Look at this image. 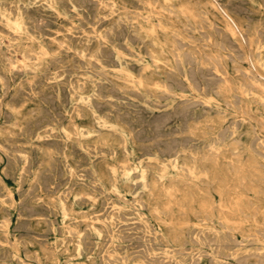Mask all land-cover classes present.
I'll return each instance as SVG.
<instances>
[{
	"label": "rangeland",
	"instance_id": "1",
	"mask_svg": "<svg viewBox=\"0 0 264 264\" xmlns=\"http://www.w3.org/2000/svg\"><path fill=\"white\" fill-rule=\"evenodd\" d=\"M46 1L48 2V4ZM73 1L74 0H63V1L62 0H30V1L29 0H21V1L20 0H14V1L13 0L12 1L11 0H4V1L1 0L0 1V7L2 9V10H0L1 11L0 12V31H1L0 34H2V35H0V51L2 50L0 53V67H1L0 79L2 77V79L0 80V109H1L0 111H2V112H0L1 113L0 114V117H1L0 118V131H1L0 132V141H1L0 142V146H1L0 149H2V150H0V155H1L0 156V172H2V173H0V177H1L0 180H2V181H0V186H1L0 187V191H1V193H0V196H1L0 197V220H1L0 221V225H1L0 226V236L2 237V238L0 237V241H1L0 242V264H136V263L137 264H164V263L165 264H186L187 262H188V264H192V263L193 264L194 263H196V264H216V263L217 264H219V263L220 264H244V263L249 264V262L251 264H256L255 262H257V264H264V232H262V231H264L263 230L264 229V215H263L264 214V194H263L264 193V178L260 177V176H264L262 174V173H264V167H263L264 166V150H263L264 149V129H263L264 128V124H263L264 123V104H263L264 103V97H263L264 96V87L262 88V86L264 85L263 84L264 83V54H263L264 53V12H263L264 0H246L248 2H246L245 0H226V1H224V0H216V1L215 0H207V3L205 2L206 0L205 1L204 0H198V1L197 0H186V1L185 0L184 1L183 0H167V1H169V4L165 0H152V1L151 0H145V1L144 0H123V1L122 0H106V1L105 0H89V1L75 0L74 2ZM80 1H82V2H80ZM75 2H76V4H75ZM114 2H115V4H114ZM211 2H212V4H211ZM97 3H100V4H97ZM159 3H161V4H159ZM186 3L188 5L189 9H188V7L187 8L185 7V6H187V5H185ZM191 3H193V4H191ZM21 4L23 7L21 6ZM51 4H52V6H50ZM65 4H67V5L65 6ZM101 4H103V5H101ZM137 4H139V5H137ZM112 6H114V7H112ZM121 6H123V7H121ZM179 6L181 7L180 9L178 8ZM182 6H184L186 9H188L187 12L185 11L186 9ZM256 6H258V7H256ZM13 7L15 8V10ZM128 7H130V10ZM170 7H171V9H170ZM174 7H177V8L175 9ZM191 7H192V10H191ZM237 7H238V9H237ZM240 7H241V9H240ZM158 8H160V9H158ZM74 9L76 12L74 11ZM243 9H244V11H243ZM5 10H6V13H5ZM66 10H68V11H66ZM137 10H139V11H137ZM172 10L176 14H174L172 12ZM189 10L192 12H190ZM224 10H226L228 12L230 10L229 13L235 18V20L237 21V23L239 25V28H240L239 31L237 30L234 34L231 32L227 20H225L226 18L224 16V13H222V12H224ZM106 11H108V12H106ZM147 11H148V13H147ZM183 11H185V12H183ZM218 11H220V12H218ZM32 12H34V14ZM103 12H105V13H103ZM117 12H118V14H117ZM168 12L169 13L171 12V13L168 14ZM202 12H204V14ZM4 13L7 16L10 15L9 17L12 20H15L16 18L19 19L22 23L23 29L19 31V30H16L12 25L10 26L7 23V20H5L6 17L3 15ZM46 13H48V14H46ZM123 13H125V14H123ZM191 13L194 15H192ZM198 14H199V16H198ZM202 14L205 16H203ZM33 15L34 16L36 15L35 16L36 18ZM143 15H145V16H143ZM57 16H59V17H57ZM100 16H102V17H100ZM222 16H223V18H222ZM254 16H255V19H254ZM14 17H15V19H14ZM79 17H80V19H79ZM187 17L189 18V20ZM199 17H201V19H199ZM67 18H69V19H67ZM83 18L85 21L82 20ZM94 18L96 21L94 20ZM136 18H137V20H136ZM206 18H207V20H206ZM246 18H247V20H246ZM148 19H150V21ZM208 20H209V22H208ZM256 20H257V22H256ZM157 21H159V22H157ZM252 21L256 22V23H253ZM39 22H41V23H39ZM113 22H114V25H113ZM182 22H184V23H182ZM194 22H196V23H194ZM139 23H140V25H139ZM188 23H190V25H192V26L190 27ZM148 24H150V25H148ZM214 24L216 25V28L214 27L215 26ZM48 25H49V27H48ZM111 25H112V27H111ZM141 25H142V27H141ZM159 25H160V27H159ZM3 26H5V27H3ZM24 26H25V28H24ZM26 26H28V27H26ZM122 26H124V27H122ZM140 27H141V30H140ZM162 27H163V29H162ZM195 27H196V29H195ZM101 28H103V29H101ZM123 28L125 31L123 30ZM190 28H192L193 31ZM206 28H207V30H206ZM244 28L246 30H244ZM12 29L15 32H13ZM77 29H79V30H77ZM241 29H242V31H241ZM99 30H100V32H99ZM130 30H132V31H130ZM150 30L154 31L155 33L153 32V34H152V32ZM221 31H223V32H221ZM85 32H87V34ZM143 32H145V33H143ZM216 32H217V34H216ZM261 32H262V34H261ZM13 33L15 35H13ZM69 33H70V35H69ZM112 33H115V34H112ZM119 33H120V36H119ZM243 33L246 37H244ZM210 34H211V36H210ZM221 34H223V35H221ZM251 34H252V36H250ZM260 34L262 36H260ZM95 35H96V37H95ZM100 35L102 38L100 37ZM224 35L225 36L228 35L227 36L228 39L226 37L223 38ZM11 36L12 37L15 36V37L12 38ZM57 36H59V37H57ZM90 36L91 37L93 36L92 39ZM253 36H255V37H253ZM36 37L39 39H37ZM108 37L109 38L111 37V39H109ZM186 37H187V39H186ZM189 38L191 40L192 39L193 40L196 39V40H194V41L192 40V42H191V40ZM27 39H28V41H27ZM105 39H108V40H105ZM208 39L211 41V43ZM258 39H259V41H258ZM260 39H263V42H262V40L260 41ZM169 40H172V42ZM53 41H55L54 44H52ZM115 42L117 44H115ZM165 42H166V44H165ZM182 42H184V43H182ZM218 42L220 44H218ZM233 42H235V43H233ZM189 44L191 45L190 47H189ZM222 44H224V45H222ZM247 44H248V46H247ZM255 44L256 45L258 44V45L256 46ZM27 45L29 48L27 47ZM240 45H242V46H240ZM19 46H21V47H19ZM48 47L52 48L53 52ZM192 47H194L195 49L194 48L192 49ZM205 47H206V49H205ZM208 47H210V48H208ZM87 48H90V49H87ZM241 48H242V50H241ZM259 48H260V50H259ZM6 49L8 52L6 51ZM23 49H24V51H23ZM33 49H35V50H33ZM70 49H71V51H70ZM186 49H187V51H186ZM189 49H191V50H189ZM209 49H211V51ZM254 49L257 52H255ZM117 50H119V51H117ZM158 50H159L160 54L158 53ZM160 50H161V52H160ZM169 50H171L172 52ZM248 50L249 51L251 50L249 52L251 54H249L247 52ZM28 51H30V53ZM83 51H85V52H83ZM99 51L102 54H100ZM116 51H117V53H116ZM133 51L135 52V54L133 53ZM174 51H178L177 52L178 55ZM229 51H230V53L233 51L231 53L232 56L229 53ZM56 52H57V54H56ZM121 52H123V53H121ZM163 52H165L166 54ZM206 52H207V54H205ZM82 53H83V55H82ZM128 53L130 54V56ZM148 53H150V54H148ZM192 53L196 54V55L193 56ZM216 53L218 55H216ZM242 53L244 56L242 55ZM34 54H36V57ZM42 54H44V55H42ZM91 54L93 55L92 57H91ZM120 54H121V56H120ZM183 54H184V60H183ZM236 54L239 56H236ZM6 55H10V56L7 57ZM15 55H17L18 58ZM21 55L24 56V59L22 58ZM97 55H99V56H97ZM132 55H134V56L136 55V56L134 57ZM149 55H150V57H149ZM165 56H167V57L165 58ZM180 56H182V57H180ZM222 56H224V57H222ZM226 56H228V57H226ZM257 56H258V58H257ZM195 57H196V60H195ZM198 57L201 58L202 60L199 59ZM247 57H248V59H246ZM11 58H13V59H11ZM25 58H27V59H25ZM63 58H65V59L63 60ZM168 58H170V60ZM203 58H204V60H203ZM217 58H219V60H220L219 63L217 62V61H219ZM17 59H20V60H17ZM53 59H54V61H53ZM58 59H60V60H58ZM100 59H101V61H100ZM108 59H109V62H108ZM180 59H181L182 63H181ZM14 60H16L17 62L16 61L14 62ZM41 60H43V61L41 62ZM5 61H6V63H5ZM12 61H13V63H9ZM18 61H19V63H18ZM55 61L56 62L58 61L57 64L55 63ZM60 61H61V63H60ZM71 61L73 63H71ZM196 61H198L197 64H196ZM204 61H206V62H204ZM235 61H237V62H235ZM25 62H28V63H25ZM257 62H259V63L257 64ZM15 63H17L18 65H23V63H25L24 64L25 66L23 65V67H25V69L22 66L15 65ZM31 63H32V65H31ZM39 63H41V64L39 65ZM52 63L53 64L55 63V64L52 66L51 65ZM10 64H12V65H10ZM90 64H91V66H90ZM129 64H130V66H129ZM183 64H185V66ZM193 64L195 67L193 66ZM49 65H50V67H49ZM47 66H48V68H47ZM95 66H97V68H94ZM205 66H206V68H205ZM242 66H245V67H242ZM56 67H58V68H56ZM103 67H104V70H103ZM134 67H136V68H134ZM185 67H186V69H185ZM193 67H194V69H193ZM235 67H236V69H235ZM237 67H238V69H237ZM115 68H117V69H115ZM204 68H205V70H204ZM221 68H222V71L220 70ZM2 69L4 71L6 70V72H3ZM64 69H65V71H64ZM124 69H128L132 73V75L131 76L127 75L125 73ZM166 69H167V71L165 72L164 70H166ZM243 69H246V70L243 71ZM24 70L26 71V73ZM171 70L172 71L174 70V71L170 72ZM8 71H9V74H8ZM89 71H91V72H89ZM198 71H200V73ZM16 72H18V73H16ZM50 72H52V73H50ZM31 73H33V74H31ZM222 73H223V75H222ZM36 75L39 77H36ZM121 75H123V76H121ZM175 75H177V76H175ZM16 76H17V78H16ZM110 76H111V79H110ZM205 76L207 78H205ZM249 76H250V78H249ZM257 76H259V77H257ZM95 77L97 80L95 79ZM126 77L128 79H126ZM129 77H131L132 80ZM139 77L142 80L146 81V82L143 81L145 84L143 82L140 83ZM171 77H173V78H171ZM196 77L199 78L200 80L197 79ZM4 78H5V80H3ZM53 78L54 79L56 78V79L54 80ZM76 78H78V79H76ZM175 78H177V79H175ZM221 78H223V79H221ZM256 78L259 79L260 81L263 78V81L260 82ZM70 79H71V81H70ZM107 79L112 84L109 83ZM112 79H114V80H112ZM226 79L229 80V82ZM253 79H255V80H253ZM100 80H101V82H100ZM121 80L123 82H120ZM160 80H162V81H160ZM166 80H168V81H166ZM44 81H46V82H44ZM82 81H83V83H82ZM133 81H134V83H133ZM155 81H158V82H155ZM164 81H166V82H164ZM252 81H254V83ZM126 82H128L129 85ZM147 82L149 84L154 85V86L149 85ZM173 82H174V85H173ZM258 82H260V83L258 84ZM43 83H44V85H43ZM158 83H159V85H158ZM219 83H220V86H218ZM229 83H230V85H229ZM247 83H249V84H247ZM99 84L102 85V87ZM241 84H242V87H241ZM104 85H106V86H104ZM259 85H260V87H259ZM13 86H15V87H13ZM44 86H46V87H44ZM65 86H67V87H65ZM148 86H149V88H148ZM18 87H20V88H18ZM178 87L180 88V91H179ZM244 87H245V90L242 89ZM246 87H247V89H246ZM44 88H45V90H44ZM80 88H83V90H81ZM215 88H217V90ZM259 88H261V89H259ZM7 89H9V90H7ZM20 89L22 91H20ZM144 89H146V90H144ZM213 89H215V90H213ZM59 90L62 92V94ZM105 90H107V91H105ZM171 90H172V92H171ZM118 91H120L119 92L120 95H119ZM137 91H139V92H137ZM247 91H248V93H247ZM3 92L6 94H4ZM58 92H60V93L58 94ZM215 92L218 93V95ZM141 93H142V95L143 94L144 95L142 96ZM155 93H156V95H155ZM222 93H224V94H222ZM245 93L248 96H246ZM15 94H17V95H15ZM30 94H31V96H30ZM240 94L243 96H240ZM25 95H27V96H25ZM97 95H98V97H97ZM126 95H127V97H126ZM235 95L237 96V99H236ZM12 96H14V97H12ZM16 96L18 99H16ZM37 96L39 97V99ZM55 96H56V98H55ZM223 96H226V97L224 98ZM251 96L254 97L255 99L252 98ZM138 97H140V98H138ZM195 97H198V98H195ZM210 97H212V98H210ZM43 98H45V99H43ZM127 98L130 99L131 103ZM251 98H252V100H251ZM201 99H202V101H201ZM59 100H61V101L59 102ZM76 100H78V101L76 102ZM117 100H118V102H117ZM121 100H122V102H121ZM62 101H63V103H61ZM101 101H102V103H101ZM178 101H180V102H178ZM64 102H65V104H64ZM104 103L106 105H104ZM117 103H119V104H117ZM122 103H124V104H122ZM136 103H137V106H136ZM164 103H165V106H164ZM183 103H184V105H183ZM7 104H8V106H7ZM45 104H48V105H45ZM149 104H151V105H149ZM167 104H168V106H167ZM198 104L200 107L198 106ZM216 104H218V105H216ZM76 105H78V106H76ZM145 105H146V107H145ZM18 106H20V107L17 108ZM21 106H23V107H21ZM127 106H128V108H126ZM42 107H43V109H42ZM204 107H205V109H204ZM216 107H217V109H216ZM16 108L18 110H16ZM98 108L101 109V111ZM103 108H105V109H103ZM143 108H145V109H143ZM177 108H179V110ZM19 109H20V111H19ZM72 109H73V111H72ZM167 109H169V110H167ZM170 109L171 110L173 109L175 111L172 113L170 111ZM249 109H251V110L249 111ZM36 110H37V112H35ZM103 110H104V112H103ZM128 110L131 112L129 113ZM154 110H157V111H154ZM243 110H245V111L243 112ZM65 111H66V113H65ZM218 111L219 112L221 111L223 114L221 112L218 113ZM81 112H83L84 114ZM146 112L148 114H146ZM204 112H205V114H203ZM7 113H10V114L6 118V115H8ZM78 113H79V115H78ZM192 113H193V117H192ZM142 114H144V115H142ZM251 114H252V117H251ZM38 115H39V117H38ZM65 115H66V118H65ZM138 115H139V117H138ZM151 115H153V116H151ZM35 116H36V118H35ZM52 116H53V118H52ZM121 116H123V117H121ZM142 116L143 117L145 116V118H143ZM113 117H115V118H113ZM257 117H258V121H257ZM15 118H17L16 121H14ZM58 118H59V120H58ZM122 118H124V119H122ZM214 118H216V119H214ZM234 118H235V120H234ZM243 118H244V120H243ZM95 119L96 120L98 119V122L95 121ZM111 119H113L114 121L113 120L111 121ZM125 119H129V120L126 121ZM238 119L239 120L241 119V120L238 122ZM123 120H124V122H123ZM138 120H141L142 122L141 121L138 122ZM149 120H151V122ZM189 120L190 121L193 120V121L190 122ZM196 120H198V121H196ZM72 121H74V122H72ZM104 121H106L107 123ZM146 121H148L149 123ZM182 121H184V122H182ZM201 121H203V122H201ZM17 122H18V124H17ZM88 122H89V124H88ZM132 122L134 125L132 124ZM173 122H175V123H173ZM186 122H188V123H186ZM105 123H106V125H104ZM142 123H143V126H141ZM227 123H228V125H226ZM71 124H73L74 126H71ZM145 124L148 126H144ZM172 124H173V126H171ZM183 124L186 126H184ZM193 124H194V126H192ZM102 125H103V127H102ZM111 125H112V127H111ZM152 125H154V126H152ZM214 125H216V126H214ZM2 126H5V127H2ZM32 126H34V127H32ZM35 126H36V128H35ZM88 126L90 128H88ZM97 126H99V127H97ZM104 126H106V127H104ZM176 126H178V127H176ZM180 126H182V127H180ZM227 126H229V127H227ZM252 126L254 128H252ZM27 127H29V128H27ZM187 127H189V128H187ZM212 127H214V128H212ZM5 128H7V129H5ZM115 128H116V130H115ZM118 128H119L120 132L117 130ZM162 128H163V130H162ZM145 129H147V130H145ZM225 129H226V131L224 132L223 130H225ZM19 130H20V133H18ZM89 130L91 133L90 132L88 133ZM135 130H137V131L135 132ZM199 130L201 132L202 131L203 132L201 133ZM73 131H76V132H73ZM124 131L126 133H124ZM165 131L167 132V134H165L166 133ZM168 131H169V133H168ZM52 132H56V133H52ZM70 132H73L74 134L70 133ZM149 132H150V134H149ZM233 132H235V133H233ZM188 133H190V135ZM194 133H196V134H194ZM107 134H108L109 138H108V136H106ZM29 135H30V137H29ZM183 135H186V136H183ZM255 135H256V139L253 138V137H255ZM128 136H130V137H128ZM181 136H183V137H181ZM190 136H192V137L190 138ZM209 136H212V138ZM61 137L64 139H62ZM179 137H180V139H179ZM195 137H197V138H195ZM31 138H32V140H31ZM166 138L169 141H167ZM209 138H211V139H209ZM103 139H104V141H103ZM118 139H119V142H118ZM78 140H79V142H78ZM20 141H21V143H20ZM51 141L53 143H51ZM192 141L194 142V144ZM4 142H6V143H4ZM9 142H10V144H9ZM25 142H28V143H25ZM124 142H126V143H124ZM204 142H206L207 144ZM81 143H82V145H81ZM89 143H91V144H89ZM186 143H187V145H186ZM237 143H238V145H237ZM12 144H14L15 146L17 145V146L15 147ZM137 144H139L140 146L139 145L137 146ZM144 144H146L147 146ZM179 144H180V146H179ZM228 144H229V146H228ZM151 145L153 147H151ZM199 145H200V148H199ZM42 147L44 148V150ZM105 147H106V149H105ZM110 147H112L113 149L111 150ZM158 147H160V149ZM256 147L257 148L259 147L260 149L258 150ZM41 148H42V150H41ZM127 148L128 149L130 148L131 150L130 149L128 150ZM211 148H213V149H211ZM254 148H256V149H254ZM71 149H73V150H71ZM5 150H8L10 153L8 151L6 152ZM152 150H154V151H152ZM181 150L184 153H182ZM171 152L173 155H174V153L179 155V159L182 157L180 159L181 160L180 161L181 166H185L186 163L193 164V162L196 161L199 166L204 165L207 168H209L211 170V179H210L211 183H210V180L207 182L200 183V185H201L200 188H198V187L196 188V186L193 184L189 185L190 181H183V183H181L183 179H181V176H179L176 173V170L172 167V165H169L170 162L168 161V158H170ZM237 152H239V153H237ZM13 153H14V155H13ZM59 153H61V156L59 155ZM78 153H81V154H78ZM109 153L112 155H110ZM100 155H103V156H100ZM186 155L187 156L189 155L188 156L189 158ZM222 155H224V156H222ZM232 155H234V156H232ZM235 155L236 156L239 155L238 159H236L237 157ZM78 156H80V158ZM10 157H13L14 159H12ZM66 157H67V159H65ZM90 157H93V158H90ZM240 157H242V158H240ZM123 158H124V161H122ZM126 158H127L129 163L126 161ZM163 158H164V160H163ZM36 159H37V161H36ZM78 159H79V161H78ZM80 159L82 161H80ZM226 159H227V161H226ZM14 160H16V161H14ZM20 160H21V162H20ZM64 160H66V161H64ZM214 160H217V163H214ZM240 160H242V161H240ZM248 160H249V162L246 163ZM14 162H16L17 164H15ZM234 162H236V163L234 164ZM255 163L256 164L258 163V164L256 165ZM59 164H60V166H59ZM161 164L163 166H164V164L167 165L166 177L163 181L158 176V175H161V173H163V171H164L163 170L164 167ZM229 164H232V166ZM212 165H213V167L211 168ZM224 165H226V166H224ZM121 166H122V168H121ZM129 166H130V170H129L130 172L125 173V172H127L126 169L127 170L129 169ZM133 166H135V167H133ZM245 166H247V167H245ZM214 167H215V169H214ZM28 168H29V170H28ZM66 168H68V169L65 170ZM77 168H79L80 170ZM87 168H88V170H87ZM134 168H135V171H133ZM161 168H163V169H161ZM242 168H244V169H242ZM245 168H246V170H245ZM247 168L249 169V171ZM257 168H259V169H257ZM131 169H132V171H131ZM142 169H145V171L148 169L145 172L146 173V180H144V181H142L143 179H142V176L140 174L142 172ZM9 171H11V173ZM70 171H71V173H70ZM88 172L91 176L88 174ZM108 172H109V174H108ZM185 172H186V169H185ZM235 172H237V173L235 174ZM37 173H38V175H37ZM121 173H123V175ZM238 173H239V175H238ZM98 174L100 175V177ZM156 174H157V176H156ZM250 174H251V176H250ZM45 175H46V177H44ZM63 175H65V176H63ZM66 175H67V177H66ZM95 175H96V177H95ZM240 175L243 177L239 178ZM249 177H251V178H249ZM72 178L75 179L76 181H74ZM176 178H178V180ZM40 179L43 181H41ZM86 179H87V181H86ZM245 179H248V180H245ZM28 180H30V181H28ZM156 180H157V182H156ZM57 181H59V182H57ZM238 181H240L241 183L239 184ZM60 182H61V184H60ZM145 182H147V183H145ZM167 182H168V184H167ZM172 182L173 183L178 182L177 184L179 185L181 191L179 190L177 192L176 196L170 197L166 193V187L165 186L172 185L173 184ZM69 183H71V184L69 185ZM140 183H142V184H140ZM148 183H149V185H148ZM162 183H163V185H162ZM96 184H97L96 187L99 186L98 188L95 187ZM33 185H34V187H33ZM139 185L140 186L142 185L140 187L141 189L139 188ZM244 186H246V187H244ZM114 187H116V188H114ZM192 187H194V188H192ZM99 188H101V189H99ZM233 188H235V189H233ZM50 189H52V190H50ZM158 189H160V190H158ZM86 190H88V191L86 192ZM111 190H113V191H111ZM217 190H221L223 192L225 191L224 192V198L226 199V197H227L226 200L229 204H230V202H234L235 201L234 199H238L240 197L239 199L241 201L238 199V206L239 205L240 206L239 207L238 206L233 207L232 210L230 211V213H228L230 220L225 219L224 215H227L226 213L224 215H223V213H219V215H218V212H220V211H218L217 207H215L213 209V212H211V210L204 211L200 206L202 201H208V202H211L213 205L217 206L216 204L218 203V199L220 200V196H221L220 194H218L221 191L218 192ZM9 191H12V193ZM23 191H25V192H23ZM98 191H99V193H98ZM231 191H233V193ZM37 192H38V194H36ZM131 192H133V193H131ZM107 193H109L110 195ZM137 193H139V194H137ZM23 194H25V195H23ZM105 194H107V195H105ZM26 195H27V197H25ZM34 195H36V196L34 197ZM94 195L96 196V198H94L95 197ZM164 195H166V196H164ZM178 195H179L180 200L178 198ZM131 196H132V198H131ZM198 196H199V199H198ZM244 196H245V198H244ZM115 197H116V200H118V201L115 200ZM133 197L135 198V200H132V199H134ZM166 197H168L169 199ZM201 197L204 199H202ZM1 198L3 201L1 200ZM29 198L30 199L32 198L34 200L31 199L32 200V202H31V200L29 201ZM52 198H54V200ZM74 198H75V200H74ZM81 198H82V201H81ZM231 198H233V199H231ZM60 199H62V201ZM70 199H72V200H70ZM141 200L144 202H142ZM27 201H29V202H27ZM65 201H66V203H64ZM4 202H6V204ZM12 202H13V204H12ZM68 202H70V203H68ZM112 202L113 203L115 202V203L112 204ZM16 203H17V205H15ZM158 203L162 204V206L161 205L159 206ZM66 204H67V206H66ZM133 204H135V205H133ZM68 206H69L70 211H72L71 213L68 210ZM102 206H104V207H102ZM39 207H40V209H39ZM168 207H169V209H168ZM35 208H37V209H35ZM62 208H63V210H62ZM112 208H113V210H112ZM149 208H151V209L149 210ZM78 209H80V210H78ZM115 209H117V210H115ZM156 209H158V211H155ZM177 209H179V210H177ZM50 210H51V212H48ZM93 210H95V211H93ZM168 210H169V212H168ZM248 210L249 211L251 210V212H249ZM86 212H88V213H86ZM212 213L214 214V217H213ZM3 214L5 216H3ZM129 214H132L133 217ZM245 214H246V216H245ZM48 215L50 216V218ZM81 216H82V218H81ZM111 216L113 218H111ZM160 216H162V217H160ZM170 216L172 218H170ZM114 217H116V218H114ZM3 218H6V219L4 220ZM75 218H77V219H75ZM187 218H189L188 219V221L190 220L189 222L187 221ZM38 219H40V221H38ZM76 220H78V221H76ZM131 220H133V221H131ZM19 221H20V223H19ZM183 221H185V222H183ZM44 222H45V224H44ZM115 222H117V223H115ZM138 223H142V224H138ZM256 223H258V224H256ZM105 224H106V226H105ZM224 224L228 225V226L226 227ZM238 224H240V226ZM29 226H31V228H29ZM75 226H76V228H75ZM136 226H137V228H136ZM208 226H209V228H207ZM12 227H14V228H12ZM27 227H28V229H27ZM45 227H47V229H45ZM203 227H205V228H203ZM153 228H156V229H153ZM211 228H212V230H211ZM130 229H131V231H130ZM239 229H241V230H239ZM67 230L69 231L70 234H68ZM89 230H90V233H89ZM233 230H234V232H233ZM85 231L87 233H85ZM99 231L101 232V234ZM255 231H256V233H255ZM44 232H46V233H44ZM186 232H188V233H186ZM126 233H128V234L126 235ZM212 233L213 234L215 233V234L213 235ZM229 233H231V234H229ZM65 234H67L69 236L67 237V235H65ZM199 234H201V235H199ZM233 234H235V235H233ZM19 235H21V237ZM174 235H175V237H174ZM34 236L36 238H34ZM114 236H115V238H114ZM226 236L227 237L230 236V238H226ZM242 236H243V238H241ZM248 236H250L251 238H249ZM133 237H135V238H133ZM231 237L232 238L234 237V239L232 240ZM109 238H111V239H109ZM165 238H166V240H165ZM83 239L85 240V242ZM171 239H173V240H171ZM235 239H237V240H235ZM257 239H259V240H257ZM112 240H113V242H112ZM167 240H168V242H167L168 244L165 243ZM176 240H178V241H176ZM251 240H252V242H251ZM22 241H23V243H22ZM151 241L152 242L155 241L156 243L155 242L152 243ZM211 241H213V242H211ZM225 241H227V243H225ZM233 241H234V244H233ZM258 241H261V242H258ZM13 242H14V244H13ZM157 242H159V243H157ZM230 242H232V243H230ZM63 243H64V245H63ZM77 243L80 245H78ZM98 243H100V245ZM137 243H139V244H137ZM140 243H142V245ZM18 244H19V246H18ZM73 244H75V245H73ZM83 244H86V245L84 246ZM109 244L111 245V247ZM148 244H149L150 248H149ZM8 245H11V246H8ZM47 245H49V246H47ZM115 245H117V246H115ZM171 245H174V246L171 247ZM229 245H230V247H229ZM255 245L257 247H255ZM43 246H44V248H43ZM145 246L147 248H145ZM182 246L184 248H182ZM210 246H212L213 248ZM47 247H48V249H47ZM7 248L9 249V251ZM151 248H152V250H150ZM154 248H156V249H154ZM163 248H164V250H163ZM172 248H176V249H172ZM214 248H216V249H214ZM223 248H225V250H227V252ZM143 249H145L144 252L142 251ZM2 250H3V252H2ZM206 250H207V252H206ZM217 251H218L219 255H218ZM228 251H230L231 254ZM97 252H98V254H97ZM249 252L251 254L252 253L253 254L251 255ZM54 253H56L57 255ZM111 253H112V255H111ZM9 254H11V255L9 256ZM37 254L38 255L40 254V255L38 256ZM70 254L71 255L73 254V255L71 256ZM118 254L121 258L118 256ZM156 254L158 256H156ZM198 254H200V255H198ZM6 255H7V257H9V259L6 257ZM192 255L194 256V259H193ZM233 255H234V257H233ZM168 256H170V257H168ZM244 256H246V258ZM11 257H12V259H11ZM210 257H211V260H210ZM260 257H263V258L260 259ZM155 258H156V260H155ZM195 258H196V261H195ZM221 258H222V260H221ZM234 258H236V259H234ZM238 258L239 259L243 258L244 260L243 259L237 260ZM99 259H102V260H99ZM151 259H153V260H151ZM37 260L38 261L40 260L39 263ZM127 260H129V261H127ZM245 260H247V261H245ZM20 261H23V262H20ZM138 261H141V263ZM88 262H90V263H88Z\"/></svg>",
	"mask_w": 264,
	"mask_h": 264
},
{
	"label": "bare ground",
	"instance_id": "2",
	"mask_svg": "<svg viewBox=\"0 0 264 264\" xmlns=\"http://www.w3.org/2000/svg\"><path fill=\"white\" fill-rule=\"evenodd\" d=\"M0 1H1V0H0ZM3 1H4V0H3ZM11 1H12V0H11ZM13 1H14V0H13ZM20 1H21V0H20ZM29 1H30V0H29ZM62 1H63V0H62ZM74 1H75V0H74ZM74 1H73V2H74ZM78 1H79V0H78ZM86 1H89V0H86ZM86 1H85V2H86ZM105 1H106V0H105ZM122 1H123V0H122ZM144 1H145V0H144ZM151 1H152V0H151ZM165 1H167V0H165ZM183 1H184V0H183ZM185 1H186V0H185ZM197 1H198V0H197ZM204 1H205V0H204ZM215 1H216V0H215ZM224 1H226V0H224ZM224 1H223V2H224ZM245 1H246V0H245ZM46 2H47V1H46ZM68 2H69V1H68ZM80 2H82V1H80ZM96 2H97V1H96ZM131 2H132V1H131ZM131 2H130V3H131ZM167 2H168V4H169V1H167ZM193 2H194V1H193ZM201 2H202V1H201ZM205 2L207 3V0H206ZM213 2H214V1H213ZM220 2H221V1H220ZM246 2H248V1H246ZM7 3H8V2H7ZM12 3H13V2H12ZM39 3H40V2H39ZM91 3H92V2H91ZM103 3H104V2H103ZM111 3H112V2H111ZM125 3H126V2H125ZM151 3H152V2H151ZM171 3H172V2H171ZM195 3H196V2H195ZM218 3H219V2H218ZM224 3H225V2H224ZM249 3H250V2H249ZM254 3H255V2H254ZM1 4H2V3H1ZM9 4H10V3H9ZM14 4H15V3H14ZM14 4H13V5H14ZM47 4H48V2H47ZM49 4H50V3H49ZM75 4H76V2H75ZM78 4H79V3H78ZM81 4H82V3H81ZM97 4H100V3H97ZM114 4H115V2H114ZM143 4H144V3H143ZM149 4H150V3H149ZM149 4H148V5H149ZM159 4H161V3H159ZM191 4H193V3H191ZM211 4H212V2H211ZM221 4H222V3H221ZM256 4H257V3H256ZM18 5H19V4H18ZM43 5H44V4H43ZM66 5H67V4H65V6H66ZM73 5H74V4H73ZM89 5H90V4H89ZM92 5H93V4H92ZM101 5H103V4H101ZM130 5H131V4H130ZM137 5H139V4H137ZM150 5H151V4H150ZM173 5H174V4H173ZM182 5H183V4H182ZM185 5H187V3H186ZM195 5H196V4H195ZM206 5H207V4H206ZM223 5H224V4H223ZM234 5H235V4H234ZM8 6H9V5H8ZM11 6H12V5H11ZM21 6H22V4H21ZM50 6H52V4H51ZM54 6H55V5H54ZM65 6H64V7H65ZM68 6H69V5H68ZM106 6H107V5H106ZM123 6H124V5H123ZM123 6H121V7H123ZM131 6H132V5H131ZM157 6H158V5H157ZM157 6H156V7H157ZM159 6H160V5H159ZM225 6H226V5H225ZM239 6H240V5H239ZM239 6H238V7H239ZM244 6H245V5H244ZM22 7H23V6H22ZM31 7H32V6H31ZM34 7H35V6H34ZM74 7H75V6H74ZM112 7H114V6H112ZM132 7H133V6H132ZM145 7H146V6H145ZM147 7H148V6H147ZM150 7H151V6H150ZM182 7H184V6H182ZM185 7L187 8L188 5L185 6ZM185 7H184V8H185ZM229 7H230V6H229ZM238 7H237V9H238ZM256 7H258V6H256ZM261 7H262V6H261ZM5 8H6V7H5ZM13 8H14V7H13ZM32 8H33V7H32ZM36 8H37V7H36ZM39 8H40V7H39ZM53 8H54V7H53ZM94 8H95V7H94ZM98 8H99V7H98ZM128 8H129V10H130V7H128ZM174 8L176 9L177 7H174ZM178 8L180 9L181 7L179 6ZM186 8H185V9H186ZM214 8H215V7H214ZM214 8H213V9H214ZM220 8H221V7H220ZM227 8H228V7H227ZM231 8H232V7H231ZM250 8H251V7H250ZM252 8H253V7H252ZM40 9H41V8H40ZM90 9H91V8H90ZM111 9H112V8H111ZM115 9H116V8H115ZM119 9H120V8H119ZM148 9H149V8H148ZM158 9H160V8H158ZM167 9H168V8H167ZM170 9H171V7H170ZM188 9H189V7H188ZM188 9H186L185 11L187 12ZM208 9H209V8H208ZM215 9H216V8H215ZM218 9H219V8H218ZM218 9H217V10H218ZM225 9H226V8H225ZM229 9H230V8H229ZM240 9H241V7H240ZM240 9H239V10H240ZM245 9H246V8H245ZM0 10H2L1 7H0ZM14 10H15V8H14ZM52 10H53V9H52ZM109 10H110V9H109ZM124 10H125V9H124ZM168 10H169V9H168ZM181 10H182V9H181ZM191 10H192V7H191ZM196 10H197V9H196ZM226 10H227V9H226ZM226 10H224V12H222V13H224V16H225V18H226L225 20H227L228 25H229V28H230L231 32L234 34L237 30L239 31L240 28H239V25H238L237 21L235 20V18L229 13L230 10H229V12L226 11ZM246 10H247V9H246ZM3 11H4V10H3ZM7 11H8V10H7ZM21 11H22V10H21ZM29 11H30V10H29ZM36 11H37V10H36ZM38 11H39V10H38ZM44 11H45V10H44ZM50 11H51V10H50ZM54 11H55V10H54ZM56 11H57V10H56ZM66 11H68V10H66ZM71 11H72V10H71ZM74 11H75V9H74ZM78 11H79V10H78ZM96 11H97V10H96ZM113 11H114V10H113ZM125 11H126V10H125ZM135 11H136V10H135ZM137 11H139V10H137ZM166 11H167V10H166ZM185 11H183V12H185ZM189 11H190V10H189ZM189 11H188V12H189ZM243 11H244V9H243ZM0 12H1V11H0ZM14 12H15V11H14ZM48 12H49V11H48ZM75 12H76V11H75ZM85 12H86V11H85ZM93 12H94V11H93ZM101 12H102V11H101ZM106 12H108V11H106ZM128 12H129V11H128ZM132 12H133V11H132ZM172 12H173V10H172ZM190 12H192V11H190ZM209 12H210V11H209ZM218 12H220V11H218ZM257 12H258V11H257ZM263 12H264V10H263ZM5 13H6V10H5ZM5 13H4L3 15L6 17L5 20H7V23H8L10 26L12 25L16 30H19V31L23 29V27H22V23H21V21H20L19 19H17V18L15 19V17H14L15 20H12V19L9 17L10 15L7 16ZM26 13H27V12H26ZM32 13L34 14V12H32ZM39 13H40V12H39ZM83 13H84V12H83ZM103 13H105V12H103ZM110 13H111V12H110ZM141 13H142V12H141ZM147 13H148V11H147ZM147 13H146V14H147ZM170 13H171V12H170ZM170 13L168 12V14H170ZM173 13L176 14L175 12H173ZM202 13L204 14V12H202ZM252 13H253V12H252ZM46 14H48V13H46ZM53 14H54V13H53ZM107 14H108V13H107ZM117 14H118V12H117ZM123 14H125V13H123ZM139 14H140V13H139ZM189 14H190V13H189ZM191 14H192V13H191ZM203 14H202V15H203ZM25 15H26V14H25ZM51 15H52V14H51ZM112 15H113V14H112ZM121 15H122V14H121ZM131 15H132V14H131ZM185 15H186V14H185ZM192 15H194V14H192ZM207 15H208V14H207ZM16 16H17V15H16ZM29 16H30V15H29ZM33 16H34V15H33ZM35 16H36V15H35ZM35 16H34V17H35ZM38 16H39V15H38ZM74 16H75V15H74ZM103 16H104V15H103ZM107 16H108V15H107ZM118 16H119V15H118ZM118 16H117V17H118ZM125 16H126V15H125ZM125 16H124V17H125ZM128 16H129V15H128ZM133 16H134V15H133ZM136 16H137V15H136ZM143 16H145V15H143ZM174 16H175V15H174ZM177 16H178V15H177ZM189 16H190V15H189ZM198 16H199V14H198ZM203 16H205V15H203ZM12 17H13V16H12ZM41 17H42V16H41ZM57 17H59V16H57ZM76 17H77V16H76ZM100 17H102V16H100ZM105 17H106V16H105ZM111 17H112V16H111ZM117 17H116V18H117ZM157 17H158V16H157ZM160 17H161V16H160ZM160 17H159V18H160ZM193 17H194V16H193ZM193 17H192V18H193ZM262 17H263V16H262ZM1 18H2V17H1ZM30 18H31V17H30ZM35 18H36V17H35ZM60 18H61V17H60ZM73 18H74V17H73ZM116 18H115V19H116ZM118 18H119V17H118ZM139 18H140V17H139ZM175 18H176V17H175ZM187 18H188V17H187ZM194 18H195V17H194ZM207 18H208V17H207ZM207 18H206V20H207ZM222 18H223V16H222ZM260 18H261V17H260ZM37 19H38V18H37ZM37 19H36V20H37ZM67 19H69V18H67ZM79 19H80V17H79ZM92 19H93V18H92ZM102 19H103V18H102ZM141 19H142V18H141ZM199 19H201V17H199ZM210 19H211V18H210ZM215 19H216V18H215ZM250 19H251V18H250ZM254 19H255V16H254ZM5 20H4V21H5ZM25 20H26V19H25ZM82 20H84V18H83ZM94 20H95V18H94ZM104 20H105V19H104ZM118 20H119V19H118ZM131 20H132V19H131ZM136 20H137V18H136ZM143 20H144V19H143ZM148 20L150 21V19H148ZM188 20H189V18H188ZM246 20H247V18H246ZM39 21H40V20H39ZM48 21H49V20H48ZM55 21H56V20H55ZM62 21H63V20H62ZM66 21H67V20H66ZM84 21H85V20H84ZM95 21H96V20H95ZM108 21H109V20H108ZM115 21H116V20H115ZM134 21H135V20H134ZM139 21H140V20H139ZM179 21H180V20H179ZM261 21H262V20H261ZM23 22H24V21H23ZM58 22H59V21H58ZM63 22H64V21H63ZM70 22H71V21H70ZM75 22H76V21H75ZM80 22H81V21H80ZM145 22H146V21H145ZM157 22H159V21H157ZM161 22H162V21H161ZM184 22H185V21H184ZM184 22H182V23H184ZM187 22H188V21H187ZM187 22H186V23H187ZM208 22H209V20H208ZM227 22H226V23H227ZM245 22H246V21H245ZM252 22H253V21H252ZM256 22H257V20H256ZM256 22H253V23H256ZM259 22H260V21H259ZM2 23H3V22H2ZM39 23H41V22H39ZM39 23H38V24H39ZM47 23H48V22H47ZM64 23H65V22H64ZM66 23H67V22H66ZM110 23H111V22H110ZM116 23H117V22H116ZM136 23H137V22H136ZM163 23H164V22H163ZM194 23H196V22H194ZM216 23H217V22H216ZM24 24H25V23H24ZM34 24H35V23H34ZM57 24H58V23H57ZM59 24H60V23H59ZM73 24H74V23H73ZM85 24H86V23H85ZM120 24H121V23H120ZM120 24H119V25H120ZM166 24H167V23H166ZM188 24H189L190 27L192 26V25H190V23H188ZM257 24H258V23H257ZM6 25H7V24H6ZM30 25H31V24H30ZM50 25H51V24H50ZM64 25H65V24H64ZM64 25H63V26H64ZM71 25H72V24H71ZM113 25H114V22H113ZM135 25H136V24H135ZM139 25H140V23H139ZM148 25H150V24H148ZM160 25H161V24H160ZM160 25H159V27H160ZM163 25H164V24H163ZM163 25H162V26H163ZM196 25H197V24H196ZM214 25H215V24H214ZM217 25H218V24H217ZM246 25H247V24H246ZM248 25H249V24H248ZM253 25H254V24H253ZM255 25H256V24H255ZM260 25H261V24H260ZM7 26H8V25H7ZM32 26H33V25H32ZM68 26H69V25H68ZM76 26H77V25H76ZM90 26H91V25H90ZM133 26H134V25H133ZM146 26H147V25H146ZM201 26H202V25H201ZM207 26H208V25H207ZM3 27H5V26H3ZM26 27H28V26H26ZM33 27H34V26H33ZM38 27H39V26H38ZM48 27H49V25H48ZM59 27H60V26H59ZM69 27H70V26H69ZM71 27H72V26H71ZM111 27H112V25H111ZM113 27H114V26H113ZM122 27H124V26H122ZM128 27H129V26H128ZM131 27H132V26H131ZM137 27H138V26H137ZM141 27H142V25H141ZM141 27H140V30H141ZM143 27H144V26H143ZM157 27H158V26H157ZM159 27H158V28H159ZM164 27H165V26H164ZM181 27H182V26H181ZM193 27H194V26H193ZM212 27H213V26H212ZM214 27L216 28V25H215ZM245 27H246V26H245ZM262 27H263V26H262ZM24 28H25V26H24ZM95 28H96V27H95ZM116 28H117V27H116ZM132 28H133V27H132ZM138 28H139V27H138ZM185 28H186V27H185ZM223 28H224V27H223ZM8 29H9V28H8ZM44 29H45V28H44ZM55 29H56V28H55ZM101 29H103V28H101ZM104 29H105V28H104ZM112 29H113V28H112ZM142 29H143V28H142ZM160 29H161V28H160ZM162 29H163V27H162ZM190 29L192 30V28H190ZM195 29H196V27H195ZM254 29H255V28H254ZM259 29H260V28H259ZM261 29H262V28H261ZM6 30H7V29H6ZM47 30H48V29H47ZM53 30H54V29H53ZM77 30H79V29H77ZM80 30H81V29H80ZM94 30H95V29H94ZM97 30H98V29H97ZM107 30H108V29H107ZM123 30H124V28H123ZM151 30H152V29H151ZM151 30H150V31H151ZM204 30H205V29H204ZM206 30H207V28H206ZM208 30H209V29H208ZM225 30H226V29H225ZM244 30H246V29L244 28ZM12 31H13V29H12ZM12 31H11V32H12ZM28 31H29V30H28ZM35 31H36V30H35ZM45 31H46V30H45ZM51 31H52V30H51ZM91 31H92V30H91ZM110 31H111V30H110ZM110 31H109V32H110ZM116 31H117V30H116ZM124 31H125V30H124ZM130 31H132V30H130ZM143 31H144V30H143ZM155 31H156V30H155ZM161 31H162V30H161ZM182 31H183V30H182ZM192 31H193V30H192ZM200 31H201V30H200ZM200 31H199V32H200ZM216 31H217V30H216ZM223 31H224V30H223ZM223 31H221V32H223ZM241 31H242V29H241ZM255 31H256V30H255ZM262 31H263V30H262ZM0 32H1V31H0ZM13 32H15V31H13ZM76 32H77V31H76ZM99 32H100V30H99ZM151 32H152V34H153L154 31H151ZM183 32H184V31H183ZM217 32H218V31H217ZM217 32H216V34H217ZM221 32H220V33H221ZM228 32H229V31H228ZM25 33H26V32H25ZM45 33H46V32H45ZM45 33H44V34H45ZM48 33H49V32H48ZM48 33H47V34H48ZM55 33H56V32H55ZM58 33H59V32H58ZM85 33L87 34V32H85ZM95 33H96V32H95ZM107 33H108V32H107ZM107 33H106V34H107ZM131 33H132V32H131ZM143 33H145V32H143ZM154 33H155V32H154ZM209 33H210V32H209ZM255 33H256V32H255ZM41 34H42V33H41ZM82 34H83V33H82ZM99 34H100V33H99ZM99 34H98V35H99ZM112 34H115V33H112ZM146 34H147V33H146ZM169 34H170V33H169ZM190 34H191V33H190ZM211 34H212V33H211ZM211 34H210V36H211ZM224 34H225V33H224ZM226 34H227V33H226ZM247 34H248V33H247ZM261 34H262V32H261ZM261 34H260V36H262ZM0 35H2V34H0ZM7 35H8V34H7ZM13 35H15V34L13 33ZM30 35H31V34H30ZM30 35H29V36H30ZM64 35H65V34H64ZM69 35H70V33H69ZM72 35H73V34H72ZM83 35H84V34H83ZM131 35H132V34H131ZM170 35H171V34H170ZM186 35H187V34H186ZM212 35H213V34H212ZM221 35H223V34H221ZM230 35H231V34H230ZM240 35H241V34H240ZM243 35H244V33H243ZM50 36H51V35H50ZM65 36H66V35H65ZM87 36H88V35H87ZM107 36H108V35H107ZM107 36H106V37H107ZM119 36H120V33H119ZM134 36H135V35H134ZM139 36H140V35H139ZM142 36H143V35H142ZM153 36H154V35H153ZM200 36H201V35H200ZM213 36H214V35H213ZM227 36H228V35H227ZM227 36L224 35L223 38L226 37V38L228 39ZM250 36H252V34H251ZM11 37H12V36H11ZM14 37H15V36H14ZM14 37H12V38H14ZM21 37H22V36H21ZM32 37H33V36H32ZM38 37H39V36H38ZM40 37H41V36H40ZM48 37H49V36H48ZM52 37H53V36H52ZM57 37H59V36H57ZM88 37H89V36H88ZM90 37H91V36H90ZM92 37H93V36H92ZM92 37H91V39H92ZM95 37H96V35H95ZM100 37H101V35H100ZM112 37H113V36H112ZM136 37H137V36H136ZM143 37H144V36H143ZM145 37H146V36H145ZM180 37H181V36H180ZM194 37H195V36H194ZM219 37H220V36H219ZM221 37H222V36H221ZM232 37H233V36H232ZM244 37H246V36L244 35ZM248 37H249V36H248ZM253 37H255V36H253ZM2 38H3V37H2ZM36 38H37V37H36ZM41 38H42V37H41ZM41 38H40V39H41ZM53 38H54V37H53ZM101 38H102V37H101ZM108 38H109V37H108ZM139 38H140V37H139ZM164 38H165V37H164ZM196 38H197V37H196ZM258 38H259V37H258ZM262 38H263V37H262ZM20 39H21V38H20ZM20 39H19V40H20ZM37 39H39V38H37ZM62 39H63V38H62ZM109 39H111V37H110ZM116 39H117V38H116ZM134 39H135V38H134ZM140 39H141V38H140ZM177 39H178V38H177ZM186 39H187V37H186ZM189 39H190V38H189ZM197 39H198V38H197ZM214 39H215V38H214ZM218 39H219V38H218ZM227 39H226V40H227ZM245 39H246V38H245ZM249 39H250V38H249ZM50 40H51V39H50ZM67 40H68V39H67ZM97 40H98V39H97ZM105 40H108V39H105ZM122 40H123V39H122ZM137 40H138V39H137ZM173 40H174V39H173ZM190 40H191V39H190ZM192 40H193V39H192ZM192 40H191V42H192ZM194 40H196V39H194ZM194 40H193V41H194ZM208 40H209V39H208ZM243 40H244V39H243ZM252 40H253V39H252ZM252 40H251V41H252ZM261 40H262V42H263V39H260V41H261ZM3 41H4V40H3ZM13 41H14V40H13ZM27 41H28V39H27ZM69 41H70V40H69ZM69 41H68V42H69ZM83 41H84V40H83ZM164 41H165V40H164ZM169 41L172 42V40H169ZM169 41H168V42H169ZM186 41H187V40H186ZM197 41H198V40H197ZM209 41H210V40H209ZM218 41H219V40H218ZM224 41H225V40H224ZM246 41H247V40H246ZM258 41H259V39H258ZM16 42H17V41H16ZM21 42H22V41H21ZM23 42H24V41H23ZM34 42H35V41H34ZM45 42H46V41H45ZM54 42H55V41H53L52 44H54ZM94 42H95V41H94ZM98 42H99V41H98ZM98 42H97V43H98ZM105 42H106V41H105ZM166 42H167V41H166ZM166 42H165V44H166ZM173 42H174V41H173ZM187 42H188V41H187ZM199 42H200V41H199ZM201 42H202V41H201ZM214 42H215V41H214ZM221 42H222V41H221ZM237 42H238V41H237ZM25 43H26V42H25ZM37 43H38V42H37ZM42 43H43V42H42ZM127 43H128V42H127ZM133 43H134V42H133ZM145 43H146V42H145ZM145 43H144V44H145ZM169 43H170V42H169ZM182 43H184V42H182ZM210 43H211V41H210ZM215 43H216V42H215ZM233 43H235V42H233ZM244 43H245V42H244ZM258 43H259V42H258ZM4 44H5V43H4ZM8 44H9V43H8ZM11 44H12V43H11ZM29 44H30V43H29ZM38 44H39V43H38ZM59 44H60V43H59ZM86 44H87V43H86ZM104 44H105V43H104ZM115 44H117V43L115 42ZM144 44H143V45H144ZM151 44H152V43H151ZM198 44H199V43H198ZM206 44H207V43H206ZM218 44H220V43L218 42ZM9 45H10V44H9ZM50 45H51V44H50ZM57 45H58V44H57ZM81 45H82V44H81ZM100 45H101V44H100ZM131 45H132V44H131ZM194 45H195V44H194ZM216 45H217V44H216ZM222 45H224V44H222ZM231 45H232V44H231ZM255 45H256V44H255ZM257 45H258V44H257ZM257 45H256V46H257ZM25 46H26V45H25ZM32 46H33V45H32ZM39 46H40V45H39ZM42 46H43V45H42ZM44 46H45V45H44ZM47 46H48V45H47ZM96 46H97V45H96ZM153 46H154V45H153ZM166 46H167V45H166ZM171 46H172V45H171ZM174 46H175V45H174ZM190 46H191V45L189 44V47H190ZM208 46H209V45H208ZM235 46H236V45H235ZM240 46H242V45H240ZM247 46H248V44H247ZM256 46H255V47H256ZM5 47H6V46H5ZM5 47H4V48H5ZM15 47H16V46H15ZM19 47H21V46H19ZM27 47H28V45H27ZM62 47H63V46H62ZM81 47H82V46H81ZM98 47H99V46H98ZM100 47H101V46H100ZM107 47H108V46H107ZM185 47H186V46H185ZM198 47H199V46H198ZM210 47H211V46H210ZM210 47H208V48H210ZM249 47H250V46H249ZM251 47H252V46H251ZM260 47H261V46H260ZM13 48H14V47H13ZM28 48H29V47H28ZM48 48H50V47H48ZM69 48H70V47H69ZM110 48H111V47H110ZM130 48H131V47H130ZM136 48H137V47H136ZM176 48H177V47H176ZM193 48H194V47H192V49H193ZM211 48H212V47H211ZM223 48H224V47H223ZM238 48H239V47H238ZM238 48H237V49H238ZM246 48H247V47H246ZM1 49H2V48H1ZM8 49H9V48H8ZM14 49H15V48H14ZM19 49H20V48H19ZM24 49H25V48H24ZM24 49H23V51H24ZM39 49H40V48H39ZM50 49L52 50V48H50ZM87 49H90V48H87ZM99 49H100V48H99ZM137 49H138V48H137ZM150 49H151V48H150ZM166 49H167V48H166ZM187 49H188V48H187ZM187 49H186V51H187ZM194 49H195V48H194ZM205 49H206V47H205ZM235 49H236V48H235ZM9 50H10V49H9ZM26 50H27V49H26ZM33 50H35V49H33ZM41 50H42V49H41ZM41 50H40V51H41ZM96 50H97V49H96ZM128 50H129V49H128ZM173 50H174V49H173ZM189 50H191V49H189ZM198 50H199V49H198ZM203 50H204V49H203ZM209 50L211 51V49H209ZM241 50H242V48H241ZM251 50H252V49H251ZM251 50H250V51H251ZM254 50H255V49H254ZM259 50H260V48H259ZM1 51H2V50H1ZM1 51H0V53H1ZM6 51H7V49H6ZM17 51H18V50H17ZM19 51H20V50H19ZM21 51H22V50H21ZM31 51H32V50H31ZM40 51H39V52H40ZM45 51H46V50H45ZM47 51H48V50H47ZM59 51H60V50H59ZM70 51H71V49H70ZM107 51H108V50H107ZM113 51H114V50H113ZM117 51H119V50H117ZM117 51H116V53H117ZM139 51H140V50H139ZM169 51H171V50H169ZM169 51H168V52H169ZM184 51H185V50H184ZM194 51H195V50H194ZM227 51H228V50H227ZM250 51L248 50L247 52L249 53ZM7 52H8V51H7ZM25 52H26V51H25ZM28 52L30 53V51H28ZM34 52H35V51H34ZM34 52H33V53H34ZM36 52H37V51H36ZM50 52H51V51H50ZM52 52H53V50H52ZM83 52H85V51H83ZM90 52H91V51H90ZM148 52H149V51H148ZM151 52H152V51H151ZM160 52H161V50H160ZM171 52H172V51H171ZM174 52H176V54H177L178 51H174ZM191 52H192V51H191ZM195 52H196V51H195ZM204 52H205V51H204ZM232 52H233V51H232ZM232 52H231V53H232ZM255 52H257V51L255 50ZM11 53H12V52H11ZM26 53H27V52H26ZM59 53H60V52H59ZM62 53H63V52H62ZM99 53H100V51H99ZM113 53H114V52H113ZM116 53H115V54H116ZM119 53H120V52H119ZM121 53H123V52H121ZM133 53L135 54L134 51H133ZM154 53H155V52H154ZM154 53H153V54H154ZM158 53H159V50H158ZM163 53H165V52H163ZM193 53H194V52H193ZM193 53H192V54H193ZM196 53H197V52H196ZM208 53H209V52H208ZM229 53H230V51H229ZM231 53H230V54H231ZM244 53H245V52H244ZM253 53H254V52H253ZM258 53H259V52H258ZM27 54H28V53H27ZM27 54H26V55H27ZM47 54H48V53H47ZM56 54H57V52H56ZM97 54H98V53H97ZM100 54H102V53H100ZM128 54H129V53H128ZM148 54H150V53H148ZM159 54H160V53H159ZM165 54H166V53H165ZM179 54H180V53H179ZM202 54H203V53H202ZM205 54H207V52H206ZM223 54H224V53H223ZM223 54H222V55H223ZM249 54H251V53H249ZM263 54H264V53H263ZM2 55H3V54H2ZM17 55H18V54H17ZM17 55H15V56H17ZM28 55H29V54H28ZM34 55H35V57H36V54H34ZM42 55H44V54H42ZM82 55H83V53H82ZM84 55H85V54H84ZM87 55H88V54H87ZM87 55H86V56H87ZM136 55H137V54H136ZM136 55H135V56H136ZM170 55H171V54H170ZM172 55H173V54H172ZM177 55H178V54H177ZM194 55H196V54H193V56H194ZM216 55H218V54L216 53ZM242 55H243V53H242ZM6 56L8 57V56H10V55H6ZM21 56H22V58L24 59V56H23V55H21ZM62 56H63V55H62ZM64 56H65V55H64ZM88 56H89V55H88ZM92 56H93V55L91 54V57H92ZM97 56H99V55H97ZM101 56H102V55H101ZM103 56H104V55H103ZM117 56H118V55H117ZM120 56H121V54H120ZM129 56H130V54H129ZM132 56H134V55H132ZM135 56H134V57H135ZM138 56H139V55H138ZM202 56H203V55H202ZM202 56H201V57H202ZM231 56H232V54H231ZM233 56H234V55H233ZM236 56H239V55L236 54ZM243 56H244V55H243ZM29 57H30V56H29ZM32 57H33V56H32ZM60 57H61V56H60ZM60 57H59V58H60ZM68 57H69V56H68ZM91 57H90V58H91ZM142 57H143V56H142ZM142 57H141V58H142ZM146 57H147V56H146ZM149 57H150V55H149ZM166 57H167V56H165V58H166ZM172 57H173V56H172ZM180 57H182V56H180ZM216 57H217V56H216ZM222 57H224V56H222ZM226 57H228V56H226ZM3 58H4V57H3ZM17 58H18V56H17ZM30 58H31V57H30ZM86 58H87V57H86ZM101 58H102V57H101ZM151 58H152V57H151ZM198 58H199V57H198ZM206 58H207V57H206ZM234 58H235V57H234ZM242 58H243V57H242ZM253 58H254V57H253ZM253 58H252V59H253ZM257 58H258V56H257ZM11 59H13V58H11ZM14 59H15V58H14ZM25 59H27V58H25ZM28 59H29V58H28ZM37 59H38V58H37ZM41 59H42V58H41ZM64 59H65V58H63V60H64ZM146 59H147V58H146ZM168 59L170 60V58H168ZM188 59H189V58H188ZM199 59H201V58H199ZM217 59L219 60V58H217ZM230 59H231V58H230ZM246 59H248V57H247ZM254 59H255V58H254ZM17 60H20V59H17ZM46 60H47V59H46ZM49 60H50V59H49ZM56 60H57V59H56ZM58 60H60V59H58ZM70 60H71V59H70ZM82 60H83V59H82ZM122 60H123V59H122ZM126 60H127V59H126ZM131 60H132V59H131ZM142 60H143V59H142ZM156 60H157V59H156ZM164 60H165V59H164ZM178 60H179V59H178ZM183 60H184V54H183ZM195 60H196V57H195ZM201 60H202V59H201ZM203 60H204V58H203ZM239 60H240V59H239ZM15 61H16V60H14V62H15ZM25 61H26V60H25ZM33 61H34V60H33ZM42 61H43V60H41V62H42ZM53 61H54V59H53ZM88 61H89V60H88ZM88 61H87V62H88ZM92 61H93V60H92ZM100 61H101V59H100ZM134 61H135V60H134ZM158 61H159V60H158ZM180 61H181V59H180ZM186 61H187V60H186ZM247 61H248V60H247ZM260 61H261V60H260ZM260 61H259V62H260ZM16 62H17V61H16ZM49 62H50V61H49ZM57 62H58V61H57ZM57 62L55 61L56 64H57ZM89 62H90V61H89ZM108 62H109V59H108ZM137 62H138V61H137ZM137 62H136V63H137ZM142 62H143V61H142ZM151 62H152V61H151ZM197 62H198V61H196V64H197ZM204 62H206V61H204ZM217 62L219 63L220 60L217 61ZM235 62H237V61H235ZM254 62H255V61H254ZM259 62H257V64H258ZM5 63H6V61H5ZM9 63H13V61H12V62H9ZM18 63H19V61H18ZM21 63H22V62H21ZM25 63H28V62H25ZM25 63H23V65H24ZM32 63H33V62H32ZM32 63H31V65H32ZM50 63H51V62H50ZM55 63H54V64H55ZM60 63H61V61H60ZM71 63H73V62L71 61ZM145 63H146V62H145ZM181 63H182V61H181ZM184 63H185V62H184ZM233 63H234V62H233ZM260 63H261V62H260ZM3 64H4V63H3ZM33 64H34V63H33ZM37 64H38V63H37ZM37 64H36V65H37ZM40 64H41V63H39V65H40ZM54 64L52 63L51 65L53 66ZM64 64H65V63H64ZM74 64H75V63H74ZM98 64H99V63H98ZM124 64H125V63H124ZM151 64H152V63H151ZM159 64H160V63H159ZM254 64H255V63H254ZM10 65H12V64H10ZM15 65H18V64L15 63ZM23 65H18V66H22V67H23ZM27 65H28V64H27ZM42 65H43V64H42ZM69 65H70V64H69ZM79 65H80V64H79ZM83 65H84V64H83ZM87 65H88V64H87ZM180 65H181V64H180ZM180 65H179V66H180ZM183 65L185 66V64H183ZM183 65H182V66H183ZM186 65H187V64H186ZM1 66H2V65H1ZM24 66H25V65H24ZM45 66H46V65H45ZM55 66H56V65H55ZM58 66H59V65H58ZM66 66H67V65H66ZM85 66H86V65H85ZM90 66H91V64H90ZM90 66H89V67H90ZM99 66H100V65H99ZM99 66H98V67H99ZM125 66H126V65H125ZM127 66H128V65H127ZM129 66H130V64H129ZM136 66H137V65H136ZM149 66H150V65H149ZM159 66H160V65H159ZM166 66H167V65H166ZM175 66H176V65H175ZM193 66H194V64H193ZM198 66H199V65H198ZM237 66H238V65H237ZM247 66H248V65H247ZM252 66H253V65H252ZM8 67H9V66H8ZM35 67H36V66H35ZM49 67H50V65H49ZM72 67H73V66H72ZM89 67H88V68H89ZM113 67H114V66H113ZM140 67H141V66H140ZM151 67H152V66H151ZM164 67H165V66H164ZM164 67H163V68H164ZM194 67H195V66H194ZM194 67H193V69H194ZM200 67H201V66H200ZM242 67H245V66H242ZM18 68H19V67H18ZM23 68L25 69V67H23ZM31 68H32V67H31ZM47 68H48V66H47ZM56 68H58V67H56ZM59 68H60V67H59ZM62 68H63V67H62ZM78 68H79V67H78ZM90 68H91V67H90ZM94 68H97V66H95ZM94 68H93V69H94ZM99 68H100V67H99ZM134 68H136V67H134ZM157 68H158V67H157ZM170 68H171V67H170ZM205 68H206V66H205ZM205 68H204V70H205ZM248 68H249V67H248ZM0 69H1V67H0ZM6 69H7V68H6ZM13 69H14V68H13ZM54 69H55V68H54ZM79 69H80V68H79ZM83 69H84V68H83ZM106 69H107V68H106ZM115 69H117V68H115ZM129 69H130V68H129ZM172 69H173V68H172ZM176 69H177V68H176ZM185 69H186V67H185ZM187 69H188V68H187ZM193 69H192V70H193ZM235 69H236V67H235ZM237 69H238V67H237ZM253 69H254V68H253ZM2 70H3V69H2ZM11 70H12V69H11ZM27 70H28V69H27ZM32 70H33V69H32ZM62 70H63V69H62ZM103 70H104V67H103ZM108 70H109V69H108ZM108 70H107V71H108ZM112 70H113V69H112ZM132 70H133V69H132ZM182 70H183V69H182ZM182 70H181V71H182ZM220 70L222 71V68H221ZM225 70H226V69H225ZM239 70H240V69H239ZM244 70H246V69H243V71H244ZM24 71H25V70H24ZM49 71H50V70H49ZM58 71H59V70H58ZM64 71H65V69H64ZM96 71H97V70H96ZM100 71H101V70H100ZM114 71H115V70H114ZM118 71H119V70H118ZM124 71H125V73H126L127 75H130V76L132 75V73H131L128 69H124ZM134 71H135V70H134ZM164 71L166 72L167 69L164 70ZM173 71H174V70H173ZM173 71L171 70L170 72H173ZM235 71H236V70H235ZM247 71H248V70H247ZM247 71H246V72H247ZM3 72H6V70H5V71L3 70ZM14 72H15V71H14ZM34 72H35V71H34ZM47 72H48V71H47ZM54 72H55V71H54ZM76 72H77V71H76ZM84 72H85V71H84ZM89 72H91V71H89ZM177 72H178V71H177ZM196 72H197V71H196ZM198 72L200 73V71H198ZM219 72H220V71H219ZM248 72H249V71H248ZM16 73H18V72H16ZM25 73H26V71H25ZM45 73H46V72H45ZM50 73H52V72H50ZM86 73H87V72H86ZM93 73H94V72H93ZM93 73H92V74H93ZM103 73H104V72H103ZM161 73H162V72H161ZM168 73H169V72H168ZM175 73H176V72H175ZM186 73H187V72H186ZM214 73H215V72H214ZM3 74H4V73H3ZM8 74H9V71H8ZM31 74H33V73H31ZM35 74H36V73H35ZM40 74H41V73H40ZM94 74H95V73H94ZM119 74H120V73H119ZM122 74H123V73H122ZM126 74H125V75H126ZM135 74H136V73H135ZM148 74H149V73H148ZM169 74H170V73H169ZM177 74H178V73H177ZM194 74H195V73H194ZM204 74H205V73H204ZM207 74H208V73H207ZM224 74H225V73H224ZM237 74H238V73H237ZM253 74H254V73H253ZM12 75H13V74H12ZM28 75H29V74H28ZM28 75H27V76H28ZM37 75H38V74H37ZM37 75H36V77H39V76H37ZM45 75H46V74H45ZM66 75H67V74H66ZM97 75H98V74H97ZM151 75H152V74H151ZM170 75H171V74H170ZM173 75H174V74H173ZM184 75H185V74H184ZM184 75H183V76H184ZM187 75H188V74H187ZM196 75H197V74H196ZM196 75H195V76H196ZM218 75H219V74H218ZM222 75H223V73H222ZM257 75H258V74H257ZM1 76H2V75H1ZM22 76H23V75H22ZM31 76H32V75H31ZM34 76H35V75H34ZM49 76H50V75H49ZM58 76H59V75H58ZM78 76H79V75H78ZM98 76H99V75H98ZM108 76H109V75H108ZM121 76H123V75H121ZM166 76H167V75H166ZM175 76H177V75H175ZM179 76H180V75H179ZM220 76H221V75H220ZM226 76H227V75H226ZM262 76H263V75H262ZM13 77H14V76H13ZM66 77H67V76H66ZM116 77H117V76H116ZM133 77H134V76H133ZM148 77H149V76H148ZM151 77H152V76H151ZM173 77H174V76H173ZM173 77H171V78H173ZM201 77H202V76H201ZM224 77H225V76H224ZM255 77H256V76H255ZM257 77H259V76H257ZM10 78H11V77H10ZM16 78H17V76H16ZM69 78H70V77H69ZM87 78H88V77H87ZM101 78H102V77H101ZM112 78H113V77H112ZM129 78L131 79V77H129ZM196 78H197V77H196ZM205 78H207V77L205 76ZM233 78H234V77H233ZM249 78H250V76H249ZM1 79H2V77H1ZM1 79H0V80H1ZM8 79H9V78H8ZM12 79H13V78H12ZM24 79H25V78H24ZM32 79H33V78H32ZM40 79H41V78H40ZM53 79H54V78H53ZM55 79H56V78H55ZM55 79H54V80H55ZM67 79H68V78H67ZM76 79H78V78H76ZM95 79H96V77H95ZM110 79H111V76H110ZM126 79H128V78L126 77ZM165 79H166V78H165ZM175 79H177V78H175ZM178 79H179V78H178ZM180 79H181V78H180ZM197 79H199V78H197ZM221 79H223V78H221ZM244 79H245V78H244ZM247 79H248V78H247ZM256 79H257V78H256ZM3 80H5V78H4ZM20 80H21V79H20ZM28 80H29V79H28ZM90 80H91V79H90ZM92 80H93V79H92ZM96 80H97V79H96ZM107 80H108V79H107ZM112 80H114V79H112ZM118 80H119V79H118ZM131 80H132V79H131ZM156 80H157V79H156ZM173 80H174V79H173ZM181 80H182V79H181ZM183 80H184V79H183ZM189 80H190V79H189ZM199 80H200V79H199ZM203 80H204V79H203ZM203 80H202V81H203ZM212 80H213V79H212ZM226 80H227V79H226ZM253 80H255V79H253ZM257 80H259V79H257ZM30 81H31V80H30ZM30 81H29V82H30ZM50 81H51V80H50ZM70 81H71V79H70ZM73 81H74V80H73ZM78 81H79V80H78ZM139 81H140V83H141V82H143V81H145V80H142V79L139 77ZM148 81H149V80H148ZM160 81H162V80H160ZM166 81H168V80H166ZM166 81H164V82H166ZM184 81H185V80H184ZM184 81H183V82H184ZM222 81H223V80H222ZM227 81L229 82V80H227ZM249 81H250V80H249ZM259 81H260V80H259ZM261 81H263V78H262ZM261 81H260V82H261ZM4 82H5V81H4ZM12 82H13V81H12ZM41 82H42V81H41ZM44 82H46V81H44ZM47 82H48V81H47ZM52 82H53V81H52ZM61 82H62V81H61ZM86 82H87V81H86ZM100 82H101V80H100ZM100 82H99V83H100ZM108 82H109V80H108ZM120 82H123V81L121 80ZM128 82H129V81H128ZM128 82H126V83L128 84ZM130 82H131V81H130ZM145 82H146V81H145ZM155 82H158V81H155ZM190 82H191V81H190ZM231 82H232V81H231ZM239 82H240V81H239ZM252 82L254 83V81H252ZM255 82H256V81H255ZM260 82H258V84H259ZM38 83H39V82H38ZM82 83H83V81H82ZM89 83H90V82H89ZM92 83H93V82H92ZM104 83H105V82H104ZM109 83H111V82H109ZM133 83H134V81H133ZM137 83H138V82H137ZM143 83H144V82H143ZM147 83H148V82H147ZM151 83H152V82H151ZM153 83H154V82H153ZM178 83H179V82H178ZM4 84H5V83H4ZM15 84H16V83H15ZM18 84H19V83H18ZM33 84H34V83H33ZM68 84H69V83H68ZM85 84H86V83H85ZM100 84H101V83H100ZM100 84H99V85H100ZM111 84H112V83H111ZM114 84H115V83H114ZM131 84H132V83H131ZM144 84H145V83H144ZM148 84H149V83H148ZM176 84H177V83H176ZM182 84H183V83H182ZM193 84H194V83H193ZM222 84H223V83H222ZM247 84H249V83H247ZM250 84H251V83H250ZM263 84H264V83H263ZM43 85H44V83H43ZM91 85H92V84H91ZM94 85H95V84H94ZM128 85H129V84H128ZM132 85H133V84H132ZM149 85H152V84H149ZM158 85H159V83H158ZM161 85H162V84H161ZM173 85H174V82H173ZM178 85H179V84H178ZM225 85H226V84H225ZM229 85H230V83H229ZM251 85H252V84H251ZM261 85H262V84H261ZM5 86H6V85H5ZM19 86H20V85H19ZM22 86H23V85H22ZM92 86H93V85H92ZM96 86H97V85H96ZM100 86L102 87V85H100ZM104 86H106V85H104ZM114 86H115V85H114ZM133 86H134V85H133ZM133 86H132V87H133ZM152 86H154V85H152ZM191 86H192V85H191ZM218 86H220V83H219ZM13 87H15V86H13ZM20 87H21V86H20ZM20 87H18V88H20ZM37 87H38V86H37ZM44 87H46V86H44ZM50 87H51V86H50ZM50 87H49V88H50ZM65 87H67V86H65ZM97 87H98V86H97ZM134 87H135V86H134ZM156 87H157V86H156ZM185 87H186V86H185ZM241 87H242V84H241ZM259 87H260V85H259ZM263 87H264V85L262 86V88H263ZM83 88H84V87H83ZM83 88H80V89L83 90ZM94 88H95V87H94ZM107 88H108V87H107ZM142 88H143V87H142ZM148 88H149V86H148ZM178 88H179V87H178ZM187 88H188V87H187ZM252 88H253V87H252ZM255 88H256V87H255ZM255 88H254V89H255ZM23 89H24V88H23ZM52 89H53V88H52ZM68 89H69V88H68ZM71 89H72V88H71ZM117 89H118V88H117ZM158 89H159V88H158ZM190 89H191V88H190ZM215 89L217 90V88H215ZM215 89H213V90H215ZM221 89H222V88H221ZM242 89L245 90V87L242 88ZM246 89H247V87H246ZM249 89H250V88H249ZM259 89H261V88H259ZM1 90H2V89H1ZM5 90H6V89H5ZM7 90H9V89H7ZM30 90H31V89H30ZM40 90H41V89H40ZM44 90H45V88H44ZM44 90H43V91H44ZM53 90H54V89H53ZM72 90H73V89H72ZM72 90H71V91H72ZM88 90H89V89H88ZM88 90H87V91H88ZM127 90H128V89H127ZM127 90H126V91H127ZM144 90H146V89H144ZM149 90H150V89H149ZM161 90H162V89H161ZM183 90H184V89H183ZM213 90H212V91H213ZM219 90H220V89H219ZM11 91H12V90H11ZM20 91H22V90L20 89ZM23 91H24V90H23ZM47 91H48V90H47ZM59 91H60V90H59ZM105 91H107V90H105ZM167 91H168V90H167ZM179 91H180V88H179ZM209 91H210V90H209ZM212 91H211V92H212ZM221 91H222V90H221ZM231 91H232V90H231ZM236 91H237V90H236ZM249 91H250V90H249ZM261 91H262V90H261ZM18 92H19V91H18ZM26 92H27V91H26ZM33 92H34V91H33ZM39 92H40V91H39ZM55 92H56V91H55ZM60 92H61V91H60ZM60 92H58V94H59ZM90 92H91V91H90ZM108 92H109V91H108ZM119 92H120V91H118V93H119ZM122 92H123V91H122ZM124 92H125V91H124ZM137 92H139V91H137ZM147 92H148V91H147ZM151 92H152V91H151ZM171 92H172V90H171ZM186 92H187V91H186ZM218 92H219V91H218ZM3 93H4V92H3ZM21 93H22V92H21ZM27 93H28V92H27ZM35 93H36V92H35ZM43 93H44V92H43ZM50 93H51V92H50ZM88 93H89V92H88ZM112 93H113V92H112ZM152 93H153V92H152ZM158 93H159V92H158ZM169 93H170V92H169ZM175 93H176V92H175ZM181 93H182V92H181ZM215 93H216V92H215ZM220 93H221V92H220ZM220 93H219V94H220ZM233 93H234V92H233ZM247 93H248V91H247ZM4 94H6V93H4ZM46 94H47V93H46ZM61 94H62V92H61ZM75 94H76V93H75ZM116 94H117V93H116ZM131 94H132V93H131ZM153 94H154V93H153ZM164 94H165V93H164ZM167 94H168V93H167ZM183 94H184V93H183ZM186 94H187V93H186ZM209 94H210V93H209ZM216 94L218 95V93H216ZM222 94H224V93H222ZM234 94H235V93H234ZM245 94H246V93H245ZM256 94H257V93H256ZM15 95H17V94H15ZM32 95H33V94H32ZM55 95H56V94H55ZM72 95H73V94H72ZM83 95H84V94H83ZM119 95H120V93H119ZM122 95H123V94H122ZM141 95H142V93H141ZM143 95H144V94H143ZM143 95H142V96H143ZM151 95H152V94H151ZM155 95H156V93H155ZM161 95H162V94H161ZM165 95H166V94H165ZM169 95H170V94H169ZM192 95H193V94H192ZM201 95H202V94H201ZM210 95H211V94H210ZM251 95H252V94H251ZM9 96H10V95H9ZM25 96H27V95H25ZM30 96H31V94H30ZM41 96H42V95H41ZM45 96H46V95H45ZM45 96H44V97H45ZM57 96H58V95H57ZM60 96H61V95H60ZM81 96H82V95H81ZM135 96H136V95H135ZM142 96H141V97H142ZM171 96H172V95H171ZM178 96H179V95H178ZM233 96H234V95H233ZM235 96H236V95H235ZM240 96H243V95L240 94ZM246 96H248V95L246 94ZM254 96H255V95H254ZM262 96H263V95H262ZM6 97H7V96H6ZM12 97H14V96H12ZM32 97H33V96H32ZM37 97H38V96H37ZM51 97H52V96H51ZM61 97H62V96H61ZM72 97H73V96H72ZM72 97H71V98H72ZM82 97H83V96H82ZM82 97H81V98H82ZM97 97H98V95H97ZM126 97H127V95H126ZM129 97H130V96H129ZM159 97H160V96H159ZM163 97H164V96H163ZM165 97H166V96H165ZM173 97H174V96H173ZM180 97H181V96H180ZM213 97H214V96H213ZM223 97L225 98L226 96H223ZM251 97H252V96H251ZM263 97H264V96H263ZM19 98H20V97H19ZM26 98H27V97H26ZM55 98H56V96H55ZM55 98H54V99H55ZM73 98H74V97H73ZM73 98H72V99H73ZM81 98H80V99H81ZM91 98H92V97H91ZM93 98H94V97H93ZM138 98H140V97H138ZM146 98H147V97H146ZM161 98H162V97H161ZM187 98H188V97H187ZM192 98H193V97H192ZM192 98H191V99H192ZM195 98H198V97H195ZM210 98H212V97H210ZM252 98H254V97H252ZM252 98H251V100H252ZM261 98H262V97H261ZM16 99H18L17 96H16ZM16 99H15V100H16ZM38 99H39V97H38ZM43 99H45V98H43ZM77 99H78V98H77ZM82 99H83V98H82ZM95 99H96V98H95ZM104 99H105V98H104ZM104 99H103V100H104ZM127 99H128V98H127ZM149 99H150V98H149ZM156 99H157V98H156ZM162 99H163V98H162ZM166 99H167V98H166ZM173 99H174V98H173ZM182 99H183V98H182ZM236 99H237V96H236ZM254 99H255V98H254ZM254 99H253V100H254ZM31 100H32V99H31ZM84 100H85V99H84ZM84 100H83V101H84ZM86 100H87V99H86ZM91 100H92V99H91ZM100 100H101V99H100ZM128 100L130 101V99H128ZM145 100H146V99H145ZM153 100H154V99H153ZM178 100H179V99H178ZM194 100H195V99H194ZM197 100H198V99H197ZM226 100H227V99H226ZM261 100H262V99H261ZM10 101H11V100H10ZM27 101H28V100H27ZM27 101H26V102H27ZM45 101H46V100H45ZM60 101H61V100H59V102H60ZM77 101H78V100H76V102H77ZM80 101H81V100H80ZM113 101H114V100H113ZM113 101H112V102H113ZM136 101H137V100H136ZM172 101H173V100H172ZM191 101H192V100H191ZM199 101H200V100H199ZM201 101H202V99H201ZM224 101H225V100H224ZM227 101H228V100H227ZM258 101H259V100H258ZM56 102H57V101H56ZM59 102H58V103H59ZM70 102H71V101H70ZM81 102H82V101H81ZM88 102H89V101H88ZM117 102H118V100H117ZM121 102H122V100H121ZM124 102H125V101H124ZM144 102H145V101H144ZM151 102H152V101H151ZM151 102H150V103H151ZM178 102H180V101H178ZM229 102H230V101H229ZM259 102H260V101H259ZM259 102H258V103H259ZM34 103H35V102H34ZM39 103H40V102H39ZM39 103H38V104H39ZM50 103H51V102H50ZM61 103H63V101H62ZM101 103H102V101H101ZM114 103H115V102H114ZM130 103H131V101H130ZM141 103H142V102H141ZM176 103H177V102H176ZM233 103H234V102H233ZM262 103H263V102H262ZM25 104H26V103H25ZM48 104H49V103H48ZM48 104H45V105H48ZM64 104H65V102H64ZM84 104H85V103H84ZM117 104H119V103H117ZM120 104H121V103H120ZM122 104H124V103H122ZM169 104H170V103H169ZM200 104H201V103H200ZM231 104H232V103H231ZM236 104H237V103H236ZM263 104H264V103H263ZM21 105H22V104H21ZM57 105H58V104H57ZM59 105H60V104H59ZM78 105H79V104H78ZM78 105H76V106H78ZM81 105H82V104H81ZM104 105H106V104L104 103ZM109 105H110V104H109ZM149 105H151V104H149ZM154 105H155V104H154ZM157 105H158V104H157ZM179 105H180V104H179ZM183 105H184V103H183ZM216 105H218V104H216ZM7 106H8V104H7ZM24 106H25V105H24ZM37 106H38V105H37ZM79 106H80V105H79ZM84 106H85V105H84ZM84 106H83V107H84ZM117 106H118V105H117ZM121 106H122V105H121ZM136 106H137V103H136ZM136 106H135V107H136ZM160 106H161V105H160ZM164 106H165V103H164ZM167 106H168V104H167ZM198 106H199V104H198ZM208 106H209V105H208ZM226 106H227V105H226ZM239 106H240V105H239ZM5 107H6V106H5ZM19 107H20V106H18L17 108H19ZM21 107H23V106H21ZM35 107H36V106H35ZM44 107H45V106H44ZM46 107H47V106H46ZM65 107H66V106H65ZM101 107H102V106H101ZM107 107H108V106H107ZM143 107H144V106H143ZM145 107H146V105H145ZM152 107H153V106H152ZM192 107H193V106H192ZM199 107H200V106H199ZM249 107H250V106H249ZM17 108H16V110H18ZM33 108H34V107H33ZM39 108H40V107H39ZM47 108H48V107H47ZM47 108H46V109H47ZM51 108H52V107H51ZM63 108H64V107H63ZM121 108H122V107H121ZM126 108H128V106H127ZM138 108H139V107H138ZM155 108H156V107H155ZM185 108H186V107H185ZM213 108H214V107H213ZM213 108H212V109H213ZM229 108H230V107H229ZM231 108H232V107H231ZM245 108H246V107H245ZM9 109H10V108H9ZM34 109H35V108H34ZM42 109H43V107H42ZM53 109H54V108H53ZM89 109H90V108H89ZM98 109H99V108H98ZM103 109H105V108H103ZM108 109H109V108H108ZM135 109H136V108H135ZM143 109H145V108H143ZM146 109H147V108H146ZM164 109H165V108H164ZM177 109L179 110V108H177ZM189 109H190V108H189ZM204 109H205V107H204ZM212 109H211V110H212ZM216 109H217V107H216ZM240 109H241V108H240ZM254 109H255V108H254ZM0 110H1V109H0ZM65 110H66V109H65ZM77 110H78V109H77ZM99 110L101 111V109H99ZM121 110H122V109H121ZM136 110H137V109H136ZM150 110H151V109H150ZM150 110H149V111H150ZM161 110H162V109H161ZM167 110H169V109H167ZM172 110H173V109H172ZM172 110L170 109V111L173 113L175 110H173V111H172ZM250 110H251V109H249V111H250ZM13 111H14V110H13ZM19 111H20V109H19ZM41 111H42V110H41ZM60 111H61V110H60ZM72 111H73V109H72ZM75 111H76V110H75ZM78 111H79V110H78ZM78 111H77V112H78ZM80 111H81V110H80ZM115 111H116V110H115ZM119 111H120V110H119ZM128 111H129V110H128ZM141 111H142V110H141ZM146 111H147V110H146ZM154 111H157V110H154ZM162 111H163V110H162ZM164 111H165V110H164ZM188 111H189V110H188ZM244 111H245V110H243V112H244ZM255 111H256V110H255ZM0 112H2V111H0ZM3 112H4V111H3ZM35 112H37V110H36ZM91 112H92V111H91ZM103 112H104V110H103ZM103 112H102V113H103ZM106 112H107V111H106ZM108 112H109V111H108ZM121 112H122V111H121ZM130 112H131V111H129V113H130ZM171 112H170V113H171ZM192 112H193V111H192ZM220 112H221V111H220ZM220 112L218 111V113H220ZM33 113H34V112H33ZM59 113H60V112H59ZM65 113H66V111H65ZM81 113H83V112H81ZM151 113H152V112H151ZM151 113H150V114H151ZM167 113H168V112H167ZM188 113H189V112H188ZM221 113H222V112H221ZM247 113H248V112H247ZM250 113H251V112H250ZM252 113H253V112H252ZM0 114H1V113H0ZM5 114H6V113H5ZM7 114H8V115H6V118H7V116H9L10 113H7ZM14 114H15V113H14ZM47 114H48V113H47ZM61 114H62V113H61ZM70 114H71V113H70ZM83 114H84V113H83ZM106 114H107V113H106ZM106 114H105V115H106ZM135 114H136V113H135ZM135 114H134V115H135ZM146 114H148V113L146 112ZM152 114H153V113H152ZM156 114H157V113H156ZM159 114H160V113H159ZM196 114H197V113H196ZM203 114H205V112H204ZM206 114H207V113H206ZM222 114H223V113H222ZM25 115H26V114H25ZM36 115H37V114H36ZM41 115H42V114H41ZM57 115H58V114H57ZM62 115H63V114H62ZM71 115H72V114H71ZM78 115H79V113H78ZM111 115H112V114H111ZM142 115H144V114H142ZM154 115H155V114H154ZM170 115H171V114H170ZM188 115H189V114H188ZM208 115H209V114H208ZM4 116H5V115H4ZM23 116H24V115H23ZM67 116H68V115H67ZM100 116H101V115H100ZM103 116H104V115H103ZM124 116H125V115H124ZM140 116H141V115H140ZM151 116H153V115H151ZM180 116H181V115H180ZM255 116H256V115H255ZM257 116H258V115H257ZM26 117H27V116H26ZM29 117H30V116H29ZM29 117H28V118H29ZM38 117H39V115H38ZM44 117H45V116H44ZM73 117H74V116H73ZM90 117H91V116H90ZM92 117H93V116H92ZM117 117H118V116H117ZM121 117H123V116H121ZM138 117H139V115H138ZM142 117H143V116H142ZM165 117H166V116H165ZM190 117H191V116H190ZM192 117H193V113H192ZM251 117H252V114H251ZM0 118H1V117H0ZM33 118H34V117H33ZM35 118H36V116H35ZM49 118H50V117H49ZM49 118H48V119H49ZM52 118H53V116H52ZM55 118H56V117H55ZM65 118H66V115H65ZM71 118H72V117H71ZM80 118H81V117H80ZM82 118H83V117H82ZM97 118H98V117H97ZM99 118H100V117H99ZM109 118H110V117H109ZM113 118H115V117H113ZM133 118H134V117H133ZM135 118H136V117H135ZM143 118H145V116H144ZM151 118H152V117H151ZM151 118H150V119H151ZM196 118H197V117H196ZM201 118H202V117H201ZM205 118H206V117H205ZM237 118H238V117H237ZM260 118H261V117H260ZM16 119H17V118H15L14 121H16ZM45 119H46V118H45ZM50 119H51V118H50ZM101 119H102V118H101ZM122 119H124V118H122ZM193 119H194V118H193ZM199 119H200V118H199ZM203 119H204V118H203ZM214 119H216V118H214ZM262 119H263V118H262ZM262 119H261V120H262ZM20 120H21V119H20ZM28 120H29V119H28ZM28 120H27V121H28ZM35 120H36V119H35ZM43 120H44V119H43ZM58 120H59V118H58ZM58 120H57V121H58ZM112 120H113V119H111V121H112ZM125 120L127 121V120H129V119H125ZM147 120H148V119H147ZM174 120H175V119H174ZM225 120H226V119H225ZM232 120H233V119H232ZM234 120H235V118H234ZM240 120H241V119H240ZM240 120L238 119V122H239ZM243 120H244V118H243ZM247 120H248V119H247ZM32 121H33V120H32ZM60 121H61V120H60ZM62 121H63V120H62ZM67 121H68V120H67ZM95 121L98 122V119H97V120L95 119ZM101 121H102V120H101ZM106 121H107V120H106ZM106 121H104V122H106ZM113 121H114V120H113ZM139 121H141V120H138V122H139ZM143 121H144V120H143ZM149 121L151 122V120H149ZM189 121H190V120H189ZM192 121H193V120H192ZM192 121H190V122H192ZM196 121H198V120H196ZM205 121H206V120H205ZM213 121H214V120H213ZM213 121H212V122H213ZM257 121H258V117H257ZM52 122H53V121H52ZM70 122H71V121H70ZM72 122H74V121H72ZM90 122H91V121H90ZM102 122H103V121H102ZM123 122H124V120H123ZM141 122H142V121H141ZM146 122H148V121H146ZM179 122H180V121H179ZM182 122H184V121H182ZM201 122H203V121H201ZM207 122H208V121H207ZM31 123H32V122H31ZM48 123H49V122H48ZM106 123H107V122H106ZM106 123H105L104 125H106ZM148 123H149V122H148ZM173 123H175V122H173ZM186 123H188V122H186ZM224 123H225V122H224ZM7 124H8V123H7ZM17 124H18V122H17ZM23 124H24V123H23ZM28 124H29V123H28ZM69 124H70V123H69ZM88 124H89V122H88ZM130 124H131V123H130ZM132 124H133V122H132ZM158 124H159V123H158ZM205 124H206V123H205ZM207 124H208V123H207ZM263 124H264V123H263ZM34 125H35V124H34ZM108 125H109V124H108ZM124 125H125V124H124ZM133 125H134V124H133ZM138 125H139V124H138ZM167 125H168V124H167ZM177 125H178V124H177ZM181 125H182V124H181ZM183 125H184V124H183ZM221 125H222V124H221ZM226 125H228V123H227ZM250 125H251V124H250ZM9 126H10V125H9ZM13 126H14V125H13ZM18 126H19V125H18ZM26 126H27V125H26ZM30 126H31V125H30ZM47 126H48V125H47ZM62 126H63V125H62ZM71 126H74V125L71 124ZM126 126H127V125H126ZM129 126H130V125H129ZM141 126H143V123H142ZM141 126H140V127H141ZM144 126H148V125L145 124ZM152 126H154V125H152ZM171 126H173V124H172ZM184 126H186V125H184ZM192 126H194V124H193ZM212 126H213V125H212ZM214 126H216V125H214ZM253 126H254V125H253ZM253 126H252V128H254ZM2 127H5V126H2ZM32 127H34V126H32ZM54 127H55V126H54ZM68 127H69V126H68ZM68 127H67V128H68ZM97 127H99V126H97ZM102 127H103V125H102ZM104 127H106V126H104ZM111 127H112V125H111ZM115 127H116V126H115ZM127 127H128V126H127ZM135 127H136V126H135ZM176 127H178V126H176ZM180 127H182V126H180ZM227 127H229V126H227ZM233 127H234V126H233ZM7 128H8V127H7ZM7 128H5V129H7ZM11 128H12V127H11ZM27 128H29V127H27ZM35 128H36V126H35ZM35 128H34V129H35ZM69 128H70V127H69ZM69 128H68V129H69ZM85 128H86V127H85ZM88 128H90V127L88 126ZM94 128H95V127H94ZM107 128H108V127H107ZM144 128H145V127H144ZM147 128H148V127H147ZM170 128H171V127H170ZM170 128H169V129H170ZM185 128H186V127H185ZM187 128H189V127H187ZM197 128H198V127H197ZM212 128H214V127H212ZM12 129H13V128H12ZM46 129H47V128H46ZM52 129H53V128H52ZM58 129H59V128H58ZM74 129H75V128H74ZM80 129H81V128H80ZM92 129H93V128H92ZM108 129H109V128H108ZM120 129H121V128H120ZM125 129H126V128H125ZM149 129H150V128H149ZM232 129H233V128H232ZM263 129H264V128H263ZM22 130H23V129H22ZM22 130H21V131H22ZM53 130H54V129H53ZM103 130H104V129H103ZM115 130H116V128H115ZM117 130L119 131V128H118ZM145 130H147V129H145ZM162 130H163V128H162ZM166 130H167V129H166ZM177 130H178V129H177ZM182 130H183V129H182ZM196 130H197V129H196ZM220 130H221V129H220ZM3 131H4V130H3ZM10 131H11V130H10ZM56 131H57V130H56ZM76 131H77V130H76ZM76 131H73V132H76ZM136 131H137V130H135V132H136ZM148 131H149V130H148ZM192 131H193V130H192ZM194 131H195V130H194ZM199 131H200V130H199ZM223 131L225 132L226 129L223 130ZM233 131H234V130H233ZM0 132H1V131H0ZM14 132H15V131H14ZM23 132H24V131H23ZM27 132H28V131H27ZM65 132H66V131H65ZM73 132H70V133H73ZM82 132H83V131H82ZM89 132H90V130L88 131V133H89ZM103 132H104V131H103ZM106 132H107V131H106ZM119 132H120V131H119ZM150 132H151V131H150ZM150 132H149V134H150ZM162 132H163V131H162ZM165 132H166V131H165ZM170 132H171V131H170ZM177 132H178V131H177ZM200 132H201V131H200ZM202 132H203V131H202ZM202 132H201V133H202ZM216 132H217V131H216ZM18 133H20V130H19ZM37 133H38V132H37ZM52 133H56V132H52ZM57 133H58V132H57ZM90 133H91V132H90ZM101 133H102V132H101ZM124 133H126V132L124 131ZM156 133H157V132H156ZM160 133H161V132H160ZM168 133H169V131H168ZM182 133H183V132H182ZM182 133H181V134H182ZM186 133H187V132H186ZM196 133H197V132H196ZM196 133H194V134H196ZM209 133H210V132H209ZM233 133H235V132H233ZM63 134H64V133H63ZM67 134H68V133H67ZM73 134H74V133H73ZM80 134H81V133H80ZM96 134H97V133H96ZM149 134H148V135H149ZM161 134H162V133H161ZM163 134H164V133H163ZM165 134H167V132H166ZM174 134H175V133H174ZM188 134L190 135V133H188ZM194 134H193V135H194ZM205 134H206V133H205ZM240 134H241V133H240ZM76 135H77V134H76ZM78 135H79V134H78ZM84 135H85V134H84ZM100 135H101V134H100ZM146 135H147V134H146ZM170 135H171V134H170ZM197 135H198V134H197ZM225 135H226V134H225ZM15 136H16V135H15ZM15 136H14V137H15ZM27 136H28V135H27ZM74 136H75V135H74ZM88 136H89V135H88ZM106 136H108V134H107ZM117 136H118V135H117ZM130 136H131V135H130ZM130 136H128V137H130ZM174 136H175V135H174ZM174 136H173V137H174ZM183 136H186V135H183ZM183 136H181V137H183ZM19 137H20V136H19ZM29 137H30V135H29ZM53 137H54V136H53ZM103 137H104V136H103ZM142 137H143V136H142ZM170 137H171V136H170ZM191 137H192V136H190V138H191ZM209 137L212 138V136H209ZM258 137H259V136H258ZM61 138H62V137H61ZM76 138H77V137H76ZM81 138H82V137H81ZM105 138H106V137H105ZM105 138H104V139H105ZM108 138H109V136H108ZM147 138H148V137H147ZM171 138H172V137H171ZM195 138H197V137H195ZM211 138H209V139H211ZM251 138H252V137H251ZM253 138L256 139V135H255V137H253ZM5 139H6V138H5ZM5 139H4V140H5ZM7 139H8V138H7ZM27 139H28V138H27ZM29 139H30V138H29ZM62 139H64V138H62ZM91 139H92V138H91ZM101 139H102V138H101ZM101 139H100V140H101ZM104 139H103V141H104ZM132 139H133V138H132ZM148 139H149V138H148ZM179 139H180V137H179ZM182 139H183V138H182ZM198 139H199V138H198ZM201 139H202V138H201ZM221 139H222V138H221ZM221 139H220V140H221ZM255 139H254V140H255ZM261 139H262V138H261ZM31 140H32V138H31ZM66 140H67V139H66ZM111 140H112V139H111ZM134 140H135V139H134ZM156 140H157V139H156ZM161 140H162V139H161ZM166 140H167V138H166ZM207 140H208V139H207ZM212 140H213V139H212ZM67 141H68V140H67ZM76 141H77V140H76ZM113 141H114V140H113ZM167 141H169V140H167ZM196 141H197V140H196ZM202 141H203V140H202ZM262 141H263V140H262ZM0 142H1V141H0ZM49 142H50V141H49ZM78 142H79V140H78ZM95 142H96V141H95ZM98 142H99V141H98ZM118 142H119V139H118ZM122 142H123V141H122ZM139 142H140V141H139ZM159 142H160V141H159ZM159 142H158V143H159ZM192 142H193V141H192ZM197 142H198V141H197ZM223 142H224V141H223ZM239 142H240V141H239ZM4 143H6V142H4ZM20 143H21V141H20ZM25 143H28V142H25ZM37 143H38V142H37ZM51 143H53V142L51 141ZM104 143H105V142H104ZM110 143H111V142H110ZM120 143H121V142H120ZM124 143H126V142H124ZM133 143H134V142H133ZM142 143H143V142H142ZM178 143H179V142H178ZM202 143H203V142H202ZM204 143H206V142H204ZM249 143H250V142H249ZM9 144H10V142H9ZM14 144H15V143H14ZM14 144H12V145H14ZM16 144H17V143H16ZM84 144H85V143H84ZM89 144H91V143H89ZM147 144H148V143H147ZM180 144H181V143H180ZM180 144H179V146H180ZM193 144H194V142H193ZM193 144H192V145H193ZM198 144H199V143H198ZM198 144H197V145H198ZM206 144H207V143H206ZM229 144H230V143H229ZM229 144H228V146H229ZM20 145H21V144H20ZM41 145H42V144H41ZM81 145H82V143H81ZM138 145H139V144H137V146H138ZM144 145H146V144H144ZM162 145H163V144H162ZM176 145H177V144H176ZM186 145H187V143H186ZM208 145H209V144H208ZM237 145H238V143H237ZM2 146H3V145H2ZM7 146H8V145H7ZM14 146H15V145H14ZM14 146H13V147H14ZM16 146H17V145H16ZM16 146H15V147H16ZM39 146H40V145H39ZM77 146H78V145H77ZM93 146H94V145H93ZM101 146H102V145H101ZM115 146H116V145H115ZM120 146H121V145H120ZM139 146H140V145H139ZM146 146H147V145H146ZM188 146H189V145H188ZM193 146H194V145H193ZM202 146H203V145H202ZM204 146H205V145H204ZM235 146H236V145H235ZM0 147H1V146H0ZM3 147H4V146H3ZM10 147H11V146H10ZM89 147H90V146H89ZM121 147H122V146H121ZM127 147H128V146H127ZM151 147H153V146L151 145ZM162 147H163V146H162ZM210 147H211V146H210ZM262 147H263V146H262ZM7 148H8V147H7ZM37 148H38V147H37ZM42 148H43V147H42ZM42 148H41V150H42ZM78 148H79V147H78ZM100 148H101V147H100ZM110 148H111V150L113 149L112 147H110ZM137 148H138V147H137ZM149 148H150V147H149ZM158 148L160 149V147H158ZM196 148H197V147H196ZM199 148H200V145H199ZM199 148H198V149H199ZM256 148H257V147H256ZM256 148H254V149H256ZM9 149H10V148H9ZM16 149H17V148H16ZM50 149H51V148H50ZM56 149H57V148H56ZM105 149H106V147H105ZM123 149H124V148H123ZM127 149H128V148H127ZM129 149H130V148H129ZM129 149H128V150H129ZM151 149H152V148H151ZM175 149H176V148H175ZM188 149H189V148H188ZM209 149H210V148H209ZM211 149H213V148H211ZM221 149H222V148H221ZM238 149H239V148H238ZM257 149L259 150L260 148L258 147ZM0 150H2V149H0ZM43 150H44V148H43ZM71 150H73V149H71ZM86 150H87V149H86ZM93 150H94V149H93ZM124 150H125V149H124ZM130 150H131V149H130ZM143 150H144V149H143ZM143 150H142V151H143ZM186 150H187V149H186ZM192 150H193V149H192ZM194 150H195V149H194ZM223 150H224V149H223ZM263 150H264V149H263ZM5 151L7 152L8 150H5ZM26 151H27V150H26ZM28 151H29V150H28ZM63 151H64V150H63ZM83 151H84V150H83ZM152 151H154V150H152ZM181 151H182V150H181ZM199 151H200V150H199ZM206 151H207V150H206ZM231 151H232V150H231ZM231 151H230V152H231ZM8 152H9V151H8ZM51 152H52V151H51ZM77 152H78V151H77ZM110 152H111V151H110ZM113 152H114V151H113ZM185 152H186V151H185ZM188 152H189V151H188ZM203 152H204V151H203ZM254 152H255V151H254ZM9 153H10V152H9ZM22 153H23V152H22ZM103 153H104V152H103ZM140 153H141V152H140ZM147 153H148V152H147ZM166 153H167V152H166ZM166 153H165V154H166ZM178 153H179V152H178ZM182 153H184V152L182 151ZM222 153H223V152H222ZM237 153H239V152H237ZM243 153H244V152H243ZM6 154H7V153H6ZM66 154H67V153H66ZM78 154H81V153H78ZM109 154H110V153H109ZM137 154H138V153H137ZM153 154H154V153H153ZM163 154H164V153H163ZM203 154H204V153H203ZM8 155H9V154H8ZM13 155H14V153H13ZM15 155H16V154H15ZM44 155H45V154H44ZM59 155L61 156V153H59ZM71 155H72V154H71ZM110 155H112V154H110ZM110 155H109V156H110ZM125 155H126V154H125ZM159 155H160V154H159ZM182 155H183V154H182ZM224 155H225V154H224ZM224 155H222V156H224ZM239 155H240V154H239ZM239 155H237V156L235 155V156L237 157L236 159H238V156H239ZM246 155H247V154H246ZM250 155H251V154H250ZM0 156H1V155H0ZM56 156H57V155H56ZM65 156H66V155H65ZM100 156H103V155H100ZM162 156H163V155H162ZM186 156H187V155H186ZM188 156H189V155H188ZM188 156H187V157H188ZM195 156H196V155H195ZM232 156H234V155H232ZM26 157H27V156H26ZM26 157H25V158H26ZM28 157H29V156H28ZM62 157H63V156H62ZM78 157L80 158V156H78ZM97 157H98V156H97ZM110 157H111V156H110ZM120 157H121V156H120ZM138 157H139V156H138ZM148 157H149V156H148ZM226 157H227V156H226ZM10 158L14 159L13 157H10ZM20 158H21V157H20ZM30 158H31V157H30ZM47 158H48V157H47ZM58 158H59V157H58ZM76 158H77V157H76ZM90 158H93V157H90ZM164 158H165V157H164ZM164 158H163V160H164ZM181 158H182V157H181ZM181 158H180V159H181ZM188 158H189V157H188ZM191 158H192V157H191ZM240 158H242V157H240ZM246 158H247V157H246ZM8 159H9V158H8ZM17 159H18V158H17ZM31 159H32V158H31ZM34 159H35V158H34ZM52 159H53V158H52ZM62 159H63V158H62ZM65 159H67V157H66ZM135 159H136V158H135ZM149 159H150V158H149ZM160 159H161V158H160ZM180 159H179V155H177V154H175V153H174V155H173L172 152H171V155H170V158H168V161L170 162L169 165H172V167L176 170V173H177L179 176H181V179H183L181 183H183V181H190V184H189V185H192V184H193V185L196 186V188H197V187L200 188V187H201L200 183L207 182V181H209V180L211 179V170H210L209 168H207L206 166H204V165H203V166H199V165L197 164L196 161H194L193 164L186 163L185 166H181V164H180V161H181V160H180ZM222 159H223V158H222ZM1 160H2V159H1ZM4 160H5V159H4ZM72 160H73V159H72ZM99 160H100V159H99ZM101 160H102V159H101ZM103 160H104V159H103ZM121 160H122V159H121ZM146 160H147V159H146ZM156 160H157V159H156ZM204 160H205V159H204ZM232 160H233V159H232ZM2 161H3V160H2ZM14 161H16V160H14ZM33 161H34V160H33ZM36 161H37V159H36ZM36 161H35V162H36ZM64 161H66V160H64ZM78 161H79V159H78ZM80 161H82V160L80 159ZM122 161H124V158H123ZM126 161L128 162L127 158H126ZM137 161H138V160H137ZM150 161H151V160H150ZM150 161H149V162H150ZM157 161H158V160H157ZM182 161H183V160H182ZM192 161H193V160H192ZM226 161H227V159H226ZM240 161H242V160H240ZM257 161H258V160H257ZM7 162H8V161H7ZM20 162H21V160H20ZM28 162H29V161H28ZM45 162H46V161H45ZM56 162H57V161H56ZM94 162H95V161H94ZM100 162H101V161H100ZM100 162H99V163H100ZM211 162H212V161H211ZM248 162H249V160H248L246 163H248ZM14 163L17 164L16 162H14ZM14 163H13V164H14ZM25 163H26V162H25ZM29 163H30V162H29ZM47 163H48V162H47ZM128 163H129V162H128ZM134 163H135V162H134ZM138 163H139V162H138ZM166 163H167V162H166ZM199 163H200V162H199ZM214 163H217V160H214ZM228 163H229V162H228ZM235 163H236V162H234V164H235ZM243 163H244V162H243ZM258 163H259V162H258ZM258 163H257V164H258ZM6 164H7V163H6ZM32 164H33V163H32ZM48 164H49V163H48ZM48 164H47V165H48ZM52 164H53V163H52ZM64 164H65V163H64ZM100 164H101V163H100ZM114 164H115V163H114ZM120 164H121V163H120ZM122 164H123V163H122ZM159 164H160V163H159ZM162 164H163V163H162ZM162 164H161V165H162ZM224 164H225V163H224ZM250 164H251V163H250ZM255 164H256V163H255ZM257 164H256V165H257ZM28 165H29V164H28ZM28 165H27V166H28ZM66 165H67V164H66ZM66 165H65V166H66ZM78 165H79V164H78ZM105 165H106V164H105ZM124 165H125V164H124ZM157 165H158V164H157ZM229 165L232 166V164H229ZM238 165H239V164H238ZM244 165H245V164H244ZM248 165H249V164H248ZM15 166H16V165H15ZM54 166H55V165H54ZM59 166H60V164H59ZM76 166H77V165H76ZM112 166H113V165H112ZM147 166H148V165H147ZM162 166H163V165H162ZM224 166H226V165H224ZM46 167H47V166H46ZM126 167H127V166H126ZM133 167H135V166H133ZM163 167H164V169L161 168V169L164 170L163 173L160 172L161 175H158V176L161 178L162 181H163V180L165 179V177H166L167 165L164 164ZM170 167H171V166H170ZM212 167H213V165L211 166V168H212ZM220 167H221V166H220ZM227 167H228V166H227ZM227 167H226V168H227ZM243 167H244V166H243ZM245 167H247V166H245ZM251 167H252V166H251ZM253 167H254V166H253ZM263 167H264V166H263ZM26 168H27V167H26ZM33 168H34V167H33ZM53 168H54V167H53ZM55 168H56V167H55ZM88 168H89V167H88ZM88 168H87V170H88ZM106 168H107V167H106ZM121 168H122V166H121ZM142 168H143V167H142ZM153 168H154V167H153ZM224 168H225V167H224ZM224 168H223V169H224ZM237 168H238V167H237ZM254 168H255V167H254ZM21 169H22V168H21ZM67 169H68V168H66L65 170H67ZM77 169H79V168H77ZM93 169H94V168H93ZM101 169H102V168H101ZM107 169H108V168H107ZM159 169H160V168H159ZM185 169H186V172H187V173L185 172ZM214 169H215V167H214ZM216 169H217V168H216ZM231 169H232V168H231ZM242 169H244V168H242ZM242 169H241V170H242ZM247 169H248V168H247ZM257 169H259V168H257ZM257 169H256V170H257ZM8 170H9V169H8ZM18 170H19V169H18ZM18 170H17V171H18ZM26 170H27V169H26ZM28 170H29V168H28ZM31 170H32V169H31ZM43 170H44V169H43ZM53 170H54V169H53ZM79 170H80V169H79ZM96 170H97V169H96ZM129 170H130V166H129V169H128V170L126 169L127 172H125V173H129V172H130ZM147 170H148V169H147ZM147 170H146V171H147ZM217 170H218V169H217ZM245 170H246V168H245ZM17 171H16V172H17ZM32 171H33V170H32ZM32 171H31V172H32ZM92 171H93V170H92ZM107 171H108V170H107ZM111 171H112V170H111ZM113 171H114V170H113ZM131 171H132V169H131ZM133 171H135V168H134ZM146 171H145V169H142V172H141V173L139 172V173L141 174V176H142V179H143V180L141 179L142 181L146 180V173H145ZM219 171H220V170H219ZM225 171H226V170H225ZM233 171H234V170H233ZM235 171H236V170H235ZM248 171H249V169H248ZM257 171H258V170H257ZM9 172L11 173V171H9ZM14 172H15V171H14ZM35 172H36V171H35ZM46 172H47V171H46ZM48 172H49V171H48ZM78 172H79V171H78ZM89 172H90V171H89ZM89 172H88V174H89ZM158 172H159V171H158ZM239 172H240V171H239ZM242 172H243V171H242ZM245 172H246V171H245ZM253 172H254V171H253ZM258 172H259V171H258ZM258 172H257V173H258ZM0 173H2V172H0ZM17 173H18V172H17ZM20 173H21V172H20ZM25 173H26V172H25ZM28 173H29V172H28ZM61 173H62V172H61ZM70 173H71V171H70ZM90 173H91V172H90ZM94 173H95V172H94ZM96 173H97V172H96ZM112 173H113V172H112ZM112 173H111V174H112ZM114 173H115V172H114ZM125 173H124V174H125ZM137 173H138V172H137ZM236 173H237V172H235V174H236ZM254 173H255V172H254ZM13 174H14V173H13ZM39 174H40V173H39ZM52 174H53V173H52ZM64 174H65V173H64ZM88 174H87V175H88ZM108 174H109V172H108ZM115 174H116V173H115ZM121 174L123 175V173H121ZM158 174H159V173H158ZM169 174H170V173H169ZM262 174L264 175V173H262ZM14 175H15V174H14ZM37 175H38V173H37ZM40 175H41V174H40ZM49 175H50V174H49ZM70 175H71V174H70ZM73 175H74V174H73ZM89 175H90V174H89ZM98 175H99V174H98ZM238 175H239V173H238ZM252 175H253V174H252ZM259 175H260V174H259ZM15 176H16V175H15ZM63 176H65V175H63ZM63 176H62V177H63ZM90 176H91V175H90ZM156 176H157V174H156ZM232 176H233V175H232ZM234 176H235V175H234ZM250 176H251V174H250ZM254 176H255V175H254ZM12 177H13V176H12ZM19 177H20V176H19ZM44 177H46V175H45ZM66 177H67V175H66ZM78 177H79V176H78ZM95 177H96V175H95ZM99 177H100V175H99ZM108 177H109V176H108ZM114 177H115V176H114ZM237 177H238V176H237ZM241 177H243V176L240 175L239 178H241ZM257 177H258V176H257ZM260 177H263V178H264V176H260ZM0 178H1V177H0ZM13 178H14V177H13ZM13 178H12V179H13ZM16 178H17V177H16ZM38 178H39V177H38ZM68 178H69V177H68ZM81 178H82V177H81ZM89 178H90V177H89ZM229 178H230V177H229ZM231 178H232V177H231ZM249 178H251V177H249ZM253 178H254V177H253ZM29 179H30V178H29ZM57 179H58V178H57ZM62 179H63V178H62ZM72 179H73V178H72ZM101 179H102V178H101ZM138 179H139V178H138ZM176 179L178 180V178H176ZM216 179H217V178H216ZM242 179H243V178H242ZM40 180H41V179H40ZM59 180H60V179H59ZM70 180H71V179H70ZM73 180L76 181L75 179H73ZM112 180H113V179H112ZM214 180H215V179H214ZM231 180H232V179H231ZM245 180H248V179H245ZM245 180H244V181H245ZM0 181H2V180H0ZM28 181H30V180H28ZM33 181H34V180H33ZM41 181H43V180H41ZM41 181H40V182H41ZM86 181H87V179H86ZM108 181H109V180H108ZM123 181H124V180H123ZM133 181H134V180H133ZM142 181H141V182H142ZM240 181H241V180H240ZM240 181H238L239 184L241 183ZM18 182H19V181H18ZM55 182H56V181H55ZM55 182H54V183H55ZM57 182H59V181H57ZM93 182H94V181H93ZM119 182H120V181H119ZM131 182H132V181H131ZM139 182H140V181H139ZM147 182H148V181H147ZM147 182H145V183H147ZM156 182H157V180H156ZM212 182H213V181H212ZM3 183H4V182H3ZM29 183H30V182H29ZM31 183H32V182H31ZM71 183H72V182H71ZM71 183H69V185H70ZM88 183H89V182H88ZM98 183H99V182H98ZM108 183H109V182H108ZM115 183H116V182H115ZM115 183H114V184H115ZM142 183H143V182H142ZM142 183H140V184H142ZM172 183H173V182H172ZM177 183H178V182H177ZM177 183L174 182L172 185L165 186V187H166V193L168 194V196H170V197H171V196H176L177 192H178L179 190L181 191V189H180V187H179V185H178ZM184 183H185V182H184ZM210 183H211V180H210ZM222 183H223V182H222ZM227 183H228V182H227ZM251 183H252V182H251ZM11 184H12V183H11ZM26 184H27V183H26ZM60 184H61V182H60ZM63 184H64V183H63ZM78 184H79V183H78ZM82 184H83V183H82ZM84 184H85V183H84ZM99 184H100V183H99ZM133 184H134V183H133ZM159 184H160V183H159ZM167 184H168V182H167ZM169 184H170V183H169ZM232 184H233V183H232ZM253 184H254V183H253ZM65 185H66V184H65ZM69 185H68V186H69ZM86 185H87V184H86ZM148 185H149V183H148ZM162 185H163V183H162ZM165 185H166V184H165ZM183 185H184V184H183ZM218 185H219V184H218ZM235 185H236V184H235ZM243 185H244V184H243ZM16 186H17V185H16ZM75 186H76V185H75ZM92 186H93V185H92ZM96 186H97V184L95 185V187H96ZM109 186H110V185H109ZM141 186H142V185H141ZM141 186L139 185V188H140ZM195 186H194V187H195ZM216 186H217V185H216ZM0 187H1V186H0ZM33 187H34V185H33ZM50 187H51V186H50ZM58 187H59V186H58ZM98 187H99V186H98ZM98 187H96V188H98ZM110 187H111V186H110ZM184 187H185V186H184ZM188 187H189V186H188ZM194 187H192V188H194ZM217 187H218V186H217ZM221 187H222V186H221ZM244 187H246V186H244ZM260 187H261V186H260ZM7 188H8V187H7ZM80 188H81V187H80ZM102 188H103V187H102ZM114 188H116V187H114ZM120 188H121V187H120ZM127 188H128V187H127ZM149 188H150V187H149ZM160 188H161V187H160ZM163 188H164V187H163ZM163 188H162V189H163ZM208 188H209V187H208ZM235 188H236V187H235ZM235 188H233V189H235ZM238 188H239V187H238ZM9 189H10V188H9ZM12 189H13V188H12ZM64 189H65V188H64ZM76 189H77V188H76ZM92 189H93V188H92ZM99 189H101V188H99ZM118 189H119V188H118ZM140 189H141V188H140ZM188 189H189V188H188ZM221 189H222V188H221ZM229 189H230V188H229ZM242 189H243V188H242ZM251 189H252V188H251ZM5 190H6V189H5ZM50 190H52V189H50ZM84 190H85V189H84ZM137 190H138V189H137ZM142 190H143V189H142ZM158 190H160V189H158ZM182 190H183V189H182ZM193 190H194V189H193ZM209 190H210V189H209ZM230 190H231V189H230ZM260 190H261V189H260ZM65 191H66V190H65ZM87 191H88V190H86V192H87ZM90 191H91V190H90ZM99 191H100V190H99ZM99 191H98V193H99ZM111 191H113V190H111ZM197 191H198V190H197ZM217 191L220 192L221 190H217ZM235 191H236V190H235ZM252 191H253V190H252ZM3 192H4V191H3ZM6 192H7V191H6ZM9 192L12 193V191H9ZM23 192H25V191H23ZM29 192H30V191H29ZM72 192H73V191H72ZM81 192H82V191H81ZM101 192H102V191H101ZM136 192H137V191H136ZM150 192H151V191H150ZM150 192H149V193H150ZM192 192H193V191H192ZM202 192H203V191H202ZM210 192H211V191H210ZM214 192H215V191H214ZM224 192H225V191H224ZM224 192L221 191L220 193H218V194H220L221 196H220V200L218 199V203L216 204L217 206L213 205L211 202H208V201H202L200 206H201V208H202L204 211L211 210V212H213V209H214L215 207H217L218 211H220V212H218V215H219V213H223V215L226 213L227 215H224V216H225V219H226V220H230V217L228 216V213H230V211L232 210L233 207L238 206V199H239L240 197L238 196V197H239L238 199H234L235 201H234V202H230V204H229V203L227 202V200H226L227 197H226V199L224 198ZM231 192L233 193V191H231ZM260 192H261V191H260ZM0 193H1V191H0ZM7 193H8V192H7ZM11 193H10V194H11ZM40 193H41V192H40ZM43 193H44V192H43ZM55 193H56V192H55ZM74 193H75V192H74ZM129 193H130V192H129ZM131 193H133V192H131ZM139 193H140V192H139ZM139 193H137V194H139ZM144 193H145V192H144ZM184 193H185V192H184ZM203 193H204V192H203ZM18 194H19V193H18ZM20 194H21V193H20ZM25 194H26V193H25ZM25 194H23V195H25ZM27 194H28V193H27ZM36 194H38V192H37ZM59 194H60V193H59ZM107 194H109V193H107ZM107 194H105V195H107ZM115 194H116V193H115ZM122 194H123V193H122ZM135 194H136V193H135ZM156 194H157V193H156ZM159 194H160V193H159ZM161 194H162V193H161ZM163 194H164V193H163ZM209 194H210V193H209ZM230 194H231V193H230ZM244 194H245V193H244ZM244 194H243V195H244ZM263 194H264V193H263ZM5 195H6V194H5ZM70 195H71V194H70ZM73 195H74V194H73ZM90 195H91V194H90ZM109 195H110V194H109ZM225 195H226V194H225ZM239 195H240V194H239ZM246 195H247V194H246ZM29 196H30V195H29ZM29 196H28V197H29ZM32 196H33V195H32ZM35 196H36V195H34V197H35ZM53 196H54V195H53ZM94 196H95V195H94ZM117 196H118V195H117ZM164 196H166V195H164ZM201 196H202V195H201ZM229 196H230V195H229ZM233 196H234V195H233ZM233 196H232V197H233ZM248 196H249V195H248ZM0 197H1V196H0ZM14 197H15V196H14ZM20 197H21V196H20ZM25 197H27V195H26ZM25 197H24V198H25ZM92 197H93V196H92ZM109 197H110V196H109ZM122 197H123V196H122ZM184 197H185V196H184ZM260 197H261V196H260ZM7 198H8V197H7ZM38 198H39V197H38ZM49 198H50V197H49ZM56 198H57V197H56ZM84 198H85V197H84ZM89 198H90V197H89ZM94 198H96V196H95ZM94 198H93V199H94ZM100 198H101V197H100ZM131 198H132V196H131ZM133 198H134V197H133ZM138 198H139V197H138ZM142 198H143V197H142ZM166 198H168V197H166ZM178 198H179V195H178ZM201 198H202V197H201ZM236 198H237V197H236ZM244 198H245V196H244ZM246 198H247V197H246ZM11 199H12V198H11ZM11 199H10V200H11ZM31 199H32V198H31ZM31 199L29 198V201H30ZM52 199L54 200V198H52ZM86 199H87V198H86ZM91 199H92V198H91ZM112 199H113V198H112ZM168 199H169V198H168ZM198 199H199V196H198ZM202 199H204V198H202ZM231 199H233V198H231ZM249 199H250V198H249ZM257 199H258V198H257ZM1 200H2V198H1ZM12 200H13V199H12ZM25 200H26V199H25ZM32 200H34V199H32ZM32 200H31V202H32ZM60 200L62 201V199H60ZM70 200H72V199H70ZM74 200H75V198H74ZM96 200H97V199H96ZM115 200H116V197H115ZM132 200H135V198L132 199ZM143 200H144V199H143ZM179 200H180V198H179ZM229 200H230V199H229ZM239 200H240V199H239ZM2 201H3V200H2ZM18 201H19V200H18ZM22 201H23V200H22ZM29 201H27V202H29ZM79 201H80V200H79ZM81 201H82V198H81ZM89 201H90V200H89ZM116 201H118V200H116ZM136 201H137V200H136ZM141 201H142V200H141ZM141 201H140V202H141ZM240 201H241V200H240ZM254 201H255V200H254ZM23 202H24V201H23ZM37 202H38V201H37ZM50 202H51V201H50ZM131 202H132V201H131ZM131 202H130V203H131ZM142 202H144V201H142ZM246 202H247V201H246ZM4 203L6 204V202H4ZM18 203H19V202H18ZM38 203H39V202H38ZM53 203H54V202H53ZM55 203H56V202H55ZM64 203H66V201H65ZM68 203H70V202H68ZM84 203H85V202H84ZM87 203H88V202H87ZM100 203H101V202H100ZM114 203H115V202H114ZM114 203L112 202V204H114ZM145 203H146V202H145ZM160 203H161V202H160ZM191 203H192V202H191ZM255 203H256V202H255ZM1 204H2V203H1ZM12 204H13V202H12ZM22 204H23V203H22ZM24 204H25V203H24ZM34 204H35V203H34ZM43 204H44V203H43ZM85 204H86V203H85ZM112 204H111V205H112ZM153 204H154V203H153ZM168 204H169V203H168ZM15 205H17V203H16ZM60 205H61V204H60ZM63 205H64V204H63ZM100 205H101V204H100ZM133 205H135V204H133ZM158 205H159V206H160V205L162 206V204H159V203H158ZM3 206H4V205H3ZM33 206H34V205H33ZM38 206H39V205H38ZM52 206H53V205H52ZM66 206H67V204H66ZM114 206H115V205H114ZM117 206H118V205H117ZM152 206H153V205H152ZM159 206H158V207H159ZM239 206H240V205H239ZM239 206H238V207H239ZM256 206H257V205H256ZM256 206H255V207H256ZM64 207H65V206H64ZM73 207H74V206H73ZM94 207H95V206H94ZM99 207H100V206H99ZM102 207H104V206H102ZM108 207H109V206H108ZM111 207H112V206H111ZM111 207H110V208H111ZM126 207H127V206H126ZM154 207H155V206H154ZM163 207H164V206H163ZM166 207H167V206H166ZM248 207H249V206H248ZM5 208H6V207H5ZM53 208H54V207H53ZM57 208H58V207H57ZM89 208H90V207H89ZM156 208H157V207H156ZM193 208H194V207H193ZM258 208H259V207H258ZM35 209H37V208H35ZM39 209H40V207H39ZM50 209H51V208H50ZM75 209H76V208H75ZM92 209H93V208H92ZM124 209H125V208H124ZM124 209H123V210H124ZM150 209H151V208H149V210H150ZM168 209H169V207H168ZM175 209H176V208H175ZM249 209H250V208H249ZM253 209H254V208H253ZM8 210H9V209H8ZM17 210H18V209H17ZM21 210H22V209H21ZM62 210H63V208H62ZM68 210L70 211L69 206H68ZM78 210H80V209H78ZM81 210H82V209H81ZM83 210H84V209H83ZM112 210H113V208H112ZM115 210H117V209H115ZM125 210H126V209H125ZM132 210H133V209H132ZM136 210H137V209H136ZM160 210H161V209H160ZM160 210H159V211H160ZM171 210H172V209H171ZM177 210H179V209H177ZM191 210H192V209H191ZM254 210H255V209H254ZM24 211H25V210H24ZM52 211H53V210H52ZM93 211H95V210H93ZM155 211H158V209H156ZM192 211H193V210H192ZM241 211H242V210H241ZM248 211H249V210H248ZM7 212H8V211H7ZM25 212H26V211H25ZM48 212H51V210L48 211ZM48 212H47V213H48ZM71 212H72V211H70V213H71ZM88 212H89V211H88ZM88 212H86V213H88ZM110 212H111V211H110ZM132 212H133V211H132ZM142 212H143V211H142ZM168 212H169V210H168ZM174 212H175V211H174ZM199 212H200V211H199ZM249 212H251V210H250ZM256 212H257V211H256ZM26 213H27V212H26ZM26 213H25V214H26ZM55 213H56V212H55ZM73 213H74V212H73ZM78 213H79V212H78ZM113 213H114V212H113ZM127 213H128V212H127ZM134 213H135V212H134ZM153 213H154V212H153ZM159 213H160V212H159ZM162 213H163V212H162ZM197 213H198V212H197ZM260 213H261V212H260ZM79 214H80V213H79ZM111 214H112V213H111ZM136 214H137V213H136ZM164 214H165V213H164ZM178 214H179V213H178ZM181 214H182V213H181ZM195 214H196V213H195ZM205 214H206V213H205ZM212 214H213V213H212ZM212 214H211V215H212ZM242 214H243V213H242ZM253 214H254V213H253ZM94 215H95V214H94ZM129 215L132 216V214H129ZM159 215H160V214H159ZM159 215H158V216H159ZM183 215H184V214H183ZM193 215H194V214H193ZM263 215H264V214H263ZM3 216H5V215L3 214ZM9 216H10V215H9ZM48 216H49V215H48ZM82 216H83V215H82ZM82 216H81V218H82ZM85 216H86V215H85ZM137 216H138V215H137ZM167 216H168V215H167ZM221 216H222V215H221ZM245 216H246V214H245ZM253 216H254V215H253ZM261 216H262V215H261ZM38 217H39V216H38ZM56 217H57V216H56ZM109 217H110V216H109ZM132 217H133V216H132ZM132 217H131V218H132ZM146 217H147V216H146ZM160 217H162V216H160ZM194 217H195V216H194ZM199 217H200V216H199ZM211 217H212V216H211ZM213 217H214V214H213ZM231 217H232V216H231ZM9 218H10V217H9ZM16 218H17V217H16ZM18 218H19V217H18ZM41 218H42V217H41ZM49 218H50V216H49ZM64 218H65V217H64ZM66 218H67V217H66ZM85 218H86V217H85ZM111 218H113V217L111 216ZM114 218H116V217H114ZM170 218H172V217L170 216ZM201 218H202V217H201ZM223 218H224V217H223ZM232 218H233V217H232ZM253 218H254V217H253ZM3 219L5 220L6 218H3ZM11 219H12V218H11ZM27 219H28V218H27ZM70 219H71V218H70ZM75 219H77V218H75ZM103 219H104V218H103ZM129 219H130V218H129ZM161 219H162V218H161ZM177 219H178V218H177ZM188 219H189V218H187V221H188ZM198 219H199V218H198ZM210 219H211V218H210ZM115 220H116V219H115ZM118 220H119V219H118ZM135 220H136V219H135ZM138 220H139V219H138ZM147 220H148V219H147ZM163 220H164V219H163ZM172 220H173V219H172ZM181 220H182V219H181ZM208 220H209V219H208ZM217 220H218V219H217ZM222 220H223V219H222ZM233 220H234V219H233ZM0 221H1V220H0ZM6 221H7V220H6ZM38 221H40V219H38ZM76 221H78V220H76ZM82 221H83V220H82ZM90 221H91V220H90ZM116 221H117V220H116ZM131 221H133V220H131ZM164 221H165V220H164ZM174 221H175V220H174ZM174 221H173V222H174ZM189 221H190V220H189ZM189 221H188V222H189ZM206 221H207V220H206ZM209 221H210V220H209ZM4 222H5V221H4ZM7 222H8V221H7ZM30 222H31V221H30ZM50 222H51V221H50ZM58 222H59V221H58ZM84 222H85V221H84ZM101 222H102V221H101ZM117 222H118V221H117ZM117 222H115V223H117ZM136 222H137V221H136ZM183 222H185V221H183ZM218 222H219V221H218ZM238 222H239V221H238ZM242 222H243V221H242ZM242 222H241V223H242ZM251 222H252V221H251ZM19 223H20V221H19ZM38 223H39V222H38ZM38 223H37V224H38ZM52 223H53V222H52ZM55 223H56V222H55ZM64 223H65V222H64ZM87 223H88V222H87ZM96 223H97V222H96ZM96 223H95V224H96ZM102 223H103V222H102ZM119 223H120V222H119ZM131 223H132V222H131ZM168 223H169V222H168ZM219 223H220V222H219ZM246 223H247V222H246ZM6 224H7V223H6ZM44 224H45V222H44ZM47 224H48V223H47ZM76 224H77V223H76ZM100 224H101V223H100ZM110 224H111V223H110ZM138 224H142V223H138ZM151 224H152V223H151ZM202 224H203V223H202ZM214 224H215V223H214ZM220 224H221V223H220ZM248 224H249V223H248ZM256 224H258V223H256ZM262 224H263V223H262ZM3 225H4V224H3ZM31 225H32V224H31ZM52 225H53V224H52ZM80 225H81V224H80ZM123 225H124V224H123ZM135 225H136V224H135ZM143 225H144V224H143ZM157 225H158V224H157ZM221 225H222V224H221ZM224 225H225V224H224ZM236 225H237V224H236ZM238 225L240 226V224H238ZM0 226H1V225H0ZM6 226H7V225H6ZM26 226H27V225H26ZM34 226H35V225H34ZM50 226H51V225H50ZM57 226H58V225H57ZM77 226H78V225H77ZM81 226H82V225H81ZM90 226H91V225H90ZM105 226H106V224H105ZM119 226H120V225H119ZM147 226H148V225H147ZM187 226H188V225H187ZM222 226H223V225H222ZM225 226L227 227L228 225H225ZM233 226H234V225H233ZM262 226H263V225H262ZM47 227H48V226H47ZM47 227H45V229H47ZM51 227H52V226H51ZM64 227H65V226H64ZM113 227H114V226H113ZM154 227H155V226H154ZM214 227H215V226H214ZM254 227H255V226H254ZM12 228H14V227H12ZM20 228H21V227H20ZM25 228H26V227H25ZM29 228H31V226H29ZM32 228H33V227H32ZM52 228H53V227H52ZM75 228H76V226H75ZM99 228H100V227H99ZM104 228H105V227H104ZM136 228H137V226H136ZM136 228H135V229H136ZM140 228H141V227H140ZM168 228H169V227H168ZM203 228H205V227H203ZM203 228H202V229H203ZM207 228H209V226H208ZM207 228H206V229H207ZM239 228H240V227H239ZM258 228H259V227H258ZM258 228H257V229H258ZM7 229H8V228H7ZM27 229H28V227H27ZM82 229H83V228H82ZM123 229H124V228H123ZM144 229H145V228H144ZM144 229H143V230H144ZM151 229H152V228H151ZM153 229H156V228H153ZM185 229H186V228H185ZM202 229H201V230H202ZM218 229H219V228H218ZM230 229H231V228H230ZM232 229H233V228H232ZM235 229H236V228H235ZM262 229H263V228H262ZM12 230H13V229H12ZM31 230H32V229H31ZM35 230H36V229H35ZM75 230H76V229H75ZM87 230H88V229H87ZM96 230H97V229H96ZM105 230H106V229H105ZM188 230H189V229H188ZM211 230H212V228H211ZM211 230H210V231H211ZM216 230H217V229H216ZM239 230H241V229H239ZM248 230H249V229H248ZM263 230H264V229H263ZM67 231H68V230H67ZM80 231H81V230H80ZM80 231H79V232H80ZM130 231H131V229H130ZM156 231H157V230H156ZM168 231H169V230H168ZM170 231H171V230H170ZM185 231H186V230H185ZM192 231H193V230H192ZM202 231H203V230H202ZM228 231H229V230H228ZM228 231H227V232H228ZM242 231H243V230H242ZM245 231H246V230H245ZM260 231H261V230H260ZM2 232H3V231H2ZM19 232H20V231H19ZM33 232H34V231H33ZM38 232H39V231H38ZM38 232H37V233H38ZM77 232H78V231H77ZM81 232H82V231H81ZM95 232H96V231H95ZM99 232H100V231H99ZM113 232H114V231H113ZM123 232H124V231H123ZM123 232H122V233H123ZM132 232H133V231H132ZM145 232H146V231H145ZM145 232H144V233H145ZM195 232H196V231H195ZM195 232H194V233H195ZM203 232H204V231H203ZM225 232H226V231H225ZM233 232H234V230H233ZM236 232H237V231H236ZM238 232H239V231H238ZM258 232H259V231H258ZM262 232H264V231H262ZM4 233H5V232H4ZM9 233H10V232H9ZM41 233H42V232H41ZM44 233H46V232H44ZM50 233H51V232H50ZM63 233H64V232H63ZM85 233H87V232L85 231ZM89 233H90V230H89ZM114 233H115V232H114ZM120 233H121V232H120ZM128 233H129V232H128ZM128 233H126V235H127ZM136 233H137V232H136ZM144 233H143V234H144ZM148 233H149V232H148ZM186 233H188V232H186ZM200 233H201V232H200ZM210 233H211V232H210ZM252 233H253V232H252ZM255 233H256V231H255ZM260 233H261V232H260ZM5 234H6V233H5ZM21 234H22V233H21ZM51 234H52V233H51ZM58 234H59V233H58ZM68 234H70L69 231H68ZM79 234H80V233H79ZM100 234H101V232H100ZM107 234H108V233H107ZM107 234H106V235H107ZM112 234H113V233H112ZM116 234H117V233H116ZM159 234H160V233H159ZM208 234H209V233H208ZM212 234H213V233H212ZM214 234H215V233H214ZM214 234H213V235H214ZM223 234H224V233H223ZM229 234H231V233H229ZM245 234H246V233H245ZM1 235H2V234H1ZM59 235H60V234H59ZM65 235H67V234H65ZM95 235H96V234H95ZM123 235H124V234H123ZM140 235H141V234H140ZM193 235H194V234H193ZM199 235H201V234H199ZM218 235H219V234H218ZM233 235H235V234H233ZM238 235H239V234H238ZM19 236L21 237V235H19ZM29 236H30V235H29ZM52 236H53V235H52ZM68 236H69V235H67V237H68ZM80 236H81V235H80ZM82 236H83V235H82ZM85 236H86V235H85ZM85 236H84V237H85ZM102 236H103V235H102ZM115 236H116V235H115ZM115 236H114V238H115ZM142 236H143V235H142ZM148 236H149V235H148ZM153 236H154V235H153ZM153 236H152V237H153ZM207 236H208V235H207ZM224 236H225V235H224ZM244 236H245V235H244ZM246 236H247V235H246ZM256 236H257V235H256ZM0 237H1V236H0ZM7 237H8V236H7ZM97 237H98V236H97ZM100 237H101V236H100ZM121 237H122V236H121ZM124 237H125V236H124ZM154 237H155V236H154ZM160 237H161V236H160ZM174 237H175V235H174ZM176 237H177V236H176ZM202 237H203V236H202ZM218 237H219V236H218ZM234 237H235V236H234ZM234 237H233V238L231 237L232 240L234 239ZM248 237L251 238L250 236H248ZM253 237H254V236H253ZM1 238H2V237H1ZM30 238H31V237H30ZM34 238H36V237L34 236ZM61 238H62V237H61ZM79 238H80V237H79ZM88 238H89V237H88ZM88 238H87V239H88ZM102 238H103V237H102ZM126 238H127V237H126ZM126 238H125V239H126ZM133 238H135V237H133ZM133 238H132V239H133ZM145 238H146V237H145ZM149 238H150V237H149ZM226 238H230V236H229V237L226 236ZM226 238H225V239H226ZM241 238H243V236H242ZM245 238H246V237H245ZM16 239H17V238H16ZM40 239H41V238H40ZM72 239H73V238H72ZM85 239H86V238H85ZM96 239H97V238H96ZM109 239H111V238H109ZM127 239H128V238H127ZM155 239H156V238H155ZM197 239H198V238H197ZM216 239H217V238H216ZM216 239H215V240H216ZM221 239H222V238H221ZM5 240H6V239H5ZM9 240H10V239H9ZM20 240H21V239H20ZM22 240H23V239H22ZM26 240H27V239H26ZM28 240H29V239H28ZM43 240H44V239H43ZM79 240H80V239H79ZM83 240H84V239H83ZM100 240H101V239H100ZM161 240H162V239H161ZM161 240H160V241H161ZM165 240H166V238H165ZM171 240H173V239H171ZM208 240H209V239H208ZM213 240H214V239H213ZM219 240H220V239H219ZM232 240H231V241H232ZM235 240H237V239H235ZM257 240H259V239H257ZM7 241H8V240H7ZM11 241H12V240H11ZM50 241H51V240H50ZM55 241H56V240H55ZM58 241H59V240H58ZM63 241H64V240H63ZM95 241H96V240H95ZM176 241H178V240H176ZM176 241H175V242H176ZM186 241H187V240H186ZM197 241H198V240H197ZM203 241H204V240H203ZM206 241H207V240H206ZM227 241H228V240H227ZM227 241H225V243H227ZM249 241H250V240H249ZM0 242H1V241H0ZM53 242H54V241H53ZM81 242H82V241H81ZM84 242H85V240H84ZM103 242H104V241H103ZM112 242H113V240H112ZM136 242H137V241H136ZM148 242H149V241H148ZM151 242H152V241H151ZM154 242H155V241H154ZM154 242H152V243H154ZM161 242H162V241H161ZM161 242H160V243H161ZM167 242H168V240H167L165 243H167ZM173 242H174V241H173ZM211 242H213V241H211ZM247 242H248V241H247ZM247 242H246V243H247ZM251 242H252V240H251ZM258 242H261V241H258ZM6 243H7V242H6ZM22 243H23V241H22ZM37 243H38V242H37ZM41 243H42V242H41ZM45 243H46V242H45ZM45 243H44V244H45ZM50 243H51V242H50ZM59 243H60V242H59ZM155 243H156V242H155ZM157 243H159V242H157ZM162 243H163V242H162ZM192 243H193V242H192ZM202 243H203V242H202ZM207 243H208V242H207ZM207 243H206V244H207ZM230 243H232V242H230ZM262 243H263V242H262ZM13 244H14V242H13ZM30 244H31V243H30ZM67 244H68V243H67ZM77 244H78V243H77ZM98 244L100 245V243H98ZM121 244H122V243H121ZM137 244H139V243H137ZM140 244L142 245V243H140ZM167 244H168V243H167ZM233 244H234V241H233ZM238 244H239V243H238ZM242 244H243V243H242ZM248 244H249V243H248ZM5 245H6V244H5ZM11 245H12V244H11ZM11 245H8V246H11ZM15 245H16V244H15ZM25 245H26V244H25ZM42 245H43V244H42ZM58 245H59V244H58ZM63 245H64V243H63ZM68 245H69V244H68ZM73 245H75V244H73ZM78 245H80V244H78ZM83 245L85 246L86 244H83ZM109 245H110V244H109ZM119 245H120V244H119ZM124 245H125V244H124ZM124 245H123V246H124ZM132 245H133V244H132ZM216 245H217V244H216ZM220 245H221V244H220ZM251 245H252V244H251ZM16 246H17V245H16ZM18 246H19V244H18ZM44 246H45V245H44ZM44 246H43V248H44ZM47 246H49V245H47ZM65 246H66V245H65ZM115 246H117V245H115ZM127 246H128V245H127ZM135 246H136V245H135ZM148 246H149V244H148ZM162 246H163V245H162ZM172 246H174V245H171V247H172ZM184 246H185V245H184ZM212 246H213V245H212ZM212 246H210V247H212ZM236 246H237V245H236ZM1 247H2V246H1ZM61 247H62V246H61ZM78 247H79V246H78ZM110 247H111V245H110ZM112 247H113V246H112ZM151 247H152V246H151ZM154 247H155V246H154ZM166 247H167V246H166ZM166 247H165V248H166ZM179 247H180V246H179ZM194 247H195V246H194ZM214 247H215V246H214ZM229 247H230V245H229ZM255 247H257V246L255 245ZM22 248H23V247H22ZM29 248H30V247H29ZM76 248H77V247H76ZM83 248H84V247H83ZM90 248H91V247H90ZM114 248H115V247H114ZM132 248H133V247H132ZM134 248H135V247H134ZM145 248H147V247L145 246ZM149 248H150V246H149ZM158 248H159V247H158ZM182 248H184V247L182 246ZM212 248H213V247H212ZM221 248H222V247H221ZM234 248H235V247H234ZM248 248H249V247H248ZM7 249H8V248H7ZM16 249H17V248H16ZM27 249H28V248H27ZM34 249H35V248H34ZM45 249H46V248H45ZM47 249H48V247H47ZM61 249H62V248H61ZM64 249H65V248H64ZM105 249H106V248H105ZM119 249H120V248H119ZM154 249H156V248H154ZM172 249H176V248H172ZM178 249H179V248H178ZM191 249H192V248H191ZM214 249H216V248H214ZM223 249L225 250V248H223ZM232 249H233V248H232ZM240 249H241V248H240ZM11 250H12V249H11ZM11 250H10V251H11ZM67 250H68V249H67ZM69 250H70V249H69ZM123 250H124V249H123ZM125 250H126V249H125ZM150 250H152V248H151ZM163 250H164V248H163ZM166 250H167V249H166ZM198 250H199V249H198ZM198 250H197V251H198ZM233 250H234V249H233ZM244 250H245V249H244ZM244 250H243V251H244ZM250 250H251V249H250ZM5 251H6V250H5ZM8 251H9V249H8ZM25 251H26V250H25ZM45 251H46V250H45ZM72 251H73V250H72ZM90 251H91V250H90ZM106 251H107V250H106ZM138 251H139V250H138ZM142 251L144 252L145 249H143ZM146 251H147V250H146ZM178 251H179V250H178ZM190 251H191V250H190ZM194 251H195V250H194ZM201 251H202V250H201ZM215 251H216V250H215ZM222 251H223V250H222ZM225 251L227 252V250H225ZM245 251H246V250H245ZM254 251H255V250H254ZM2 252H3V250H2ZM38 252H39V251H38ZM76 252H77V251H76ZM83 252H84V251H83ZM86 252H87V251H86ZM88 252H89V251H88ZM124 252H125V251H124ZM143 252H142V253H143ZM148 252H149V251H148ZM206 252H207V250H206ZM228 252H230V251H228ZM232 252H233V251H232ZM234 252H235V251H234ZM247 252H248V251H247ZM13 253H14V252H13ZM32 253H33V252H32ZM135 253H136V252H135ZM158 253H159V252H158ZM158 253H157V254H158ZM163 253H164V252H163ZM163 253H162V254H163ZM189 253H190V252H189ZM192 253H193V252H192ZM197 253H198V252H197ZM197 253H196V254H197ZM203 253H204V252H203ZM217 253H218V251H217ZM242 253H243V252H242ZM249 253H250V252H249ZM14 254H15V253H14ZM54 254H56V253H54ZM79 254H80V253H79ZM97 254H98V252H97ZM143 254H144V253H143ZM152 254H153V253H152ZM157 254H156V256H158ZM179 254H180V253H179ZM211 254H212V253H211ZM221 254H222V253H221ZM230 254H231V252H230ZM233 254H234V253H233ZM246 254H247V253H246ZM250 254H251V253H250ZM252 254H253V253H252ZM252 254H251V255H252ZM256 254H257V253H256ZM262 254H263V253H262ZM10 255H11V254H9V256H10ZM37 255H38V254H37ZM39 255H40V254H39ZM39 255H38V256H39ZM52 255H53V254H52ZM56 255H57V254H56ZM70 255H71V254H70ZM72 255H73V254H72ZM72 255H71V256H72ZM77 255H78V254H77ZM100 255H101V254H100ZM111 255H112V253H111ZM113 255H114V254H113ZM123 255H124V254H123ZM136 255H137V254H136ZM144 255H145V254H144ZM187 255H188V254H187ZM193 255H194V254H193ZM193 255H192V257H193V259H194V256H193ZM198 255H200V254H198ZM201 255H202V254H201ZM205 255H206V254H205ZM218 255H219V253H218ZM242 255H243V254H242ZM16 256H17V255H16ZM25 256H26V255H25ZM75 256H76V255H75ZM118 256H119V254H118ZM183 256H184V255H183ZM208 256H209V255H208ZM211 256H212V255H211ZM213 256H214V255H213ZM222 256H223V255H222ZM239 256H240V255H239ZM6 257H7V255H6ZM23 257H24V256H23ZM32 257H33V256H32ZM51 257H52V256H51ZM53 257H54V256H53ZM76 257H77V256H76ZM91 257H92V256H91ZM119 257H120V256H119ZM124 257H125V256H124ZM163 257H164V256H163ZM168 257H170V256H168ZM223 257H224V256H223ZM233 257H234V255H233ZM244 257L246 258V256H244ZM7 258L9 259V257H7ZM17 258H18V257H17ZM17 258H16V259H17ZM34 258H35V257H34ZM54 258H55V257H54ZM101 258H102V257H101ZM107 258H108V257H107ZM120 258H121V257H120ZM132 258H133V257H132ZM181 258H182V257H181ZM181 258H180V259H181ZM217 258H218V257H217ZM226 258H227V257H226ZM261 258H263V257H260V259H261ZM3 259H4V258H3ZM11 259H12V257H11ZM14 259H15V258H14ZM28 259H29V258H28ZM127 259H128V258H127ZM174 259H175V258H174ZM234 259H236V258H234ZM240 259H243V258H240ZM240 259L238 258L237 260H240ZM257 259H258V258H257ZM260 259H259V260H260ZM18 260H19V259H18ZM23 260H24V259H23ZM32 260H33V259H32ZM45 260H46V259H45ZM58 260H59V259H58ZM87 260H88V259H87ZM99 260H102V259H99ZM106 260H107V259H106ZM112 260H113V259H112ZM132 260H133V259H132ZM140 260H141V259H140ZM151 260H153V259H151ZM155 260H156V258H155ZM170 260H171V259H170ZM183 260H184V259H183ZM210 260H211V257H210ZM221 260H222V258H221ZM243 260H244V259H243ZM3 261H4V260H3ZM12 261H13V260H12ZM37 261H38V260H37ZM39 261H40V260H39ZM39 261H38V263H39ZM73 261H74V260H73ZM109 261H110V260H109ZM109 261H108V262H109ZM127 261H129V260H127ZM147 261H148V260H147ZM149 261H150V260H149ZM177 261H178V260H177ZM193 261H194V260H193ZM195 261H196V258H195ZM245 261H247V260H245ZM7 262H8V261H7ZM20 262H23V261H20ZM75 262H76V261H75ZM100 262H101V261H100ZM100 262H99V263H100ZM117 262H118V261H117ZM119 262H120V261H119ZM122 262H123V261H122ZM138 262L141 263V261H138ZM173 262H174V261H173ZM190 262H191V261H190ZM216 262H217V261H216ZM216 262H215V263H216ZM243 262H244V261H243ZM253 262H254V261H253ZM261 262H262V261H261ZM46 263H47V262H46ZM56 263H57V262H56ZM78 263H79V262H78ZM88 263H90V262H88ZM101 263H102V262H101ZM156 263H157V262H156ZM177 263H178V262H177ZM181 263H182V262H181ZM191 263H192V262H191ZM213 263H214V262H213ZM226 263H227V262H226ZM231 263H232V262H231ZM255 263L257 264V262H255ZM258 263H259V262H258ZM136 264H137V263H136ZM164 264H165V263H164ZM186 264H188V262H187ZM192 264H193V263H192ZM194 264H196V263H194ZM216 264H217V263H216ZM219 264H220V263H219ZM244 264H245V263H244ZM249 264H251V263L249 262Z\"/></svg>",
	"mask_w": 264,
	"mask_h": 264
}]
</instances>
